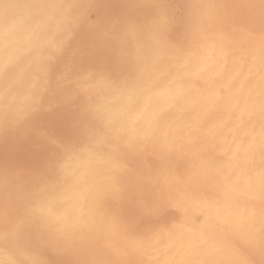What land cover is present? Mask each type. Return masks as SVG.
<instances>
[{
	"label": "rangeland",
	"instance_id": "rangeland-1",
	"mask_svg": "<svg viewBox=\"0 0 264 264\" xmlns=\"http://www.w3.org/2000/svg\"><path fill=\"white\" fill-rule=\"evenodd\" d=\"M19 0H0V5L3 7H0V24H5V18L6 14L9 12V8L16 6H21L20 2H17ZM27 1V4L30 5V9L32 8L34 10L35 7H38L39 10H42V14L46 12V16H43L39 14V18L36 17L35 20L40 21H47L49 18H47V15H51L55 17L49 19L47 22L50 24L52 32H51V38L46 41L42 42L41 44L37 45V48L32 51L33 55L29 58V60L24 62L25 56L30 52L31 47L30 43L35 36L36 28L34 22L31 20H28V22L24 23V26H9L7 25L8 33H9V46L8 49L10 51H7L8 49L4 50V59L2 64H0V261H6L10 258H12L13 254L16 256H20L21 250L23 251V258L24 259H36L44 261V264H104V262L107 263L106 260H108V264H126L127 262H131V264H157L156 262L159 261L162 257H170L172 256L170 247L164 248L166 245H168V242L170 243L172 240L179 239V237H184L187 232L193 233V239L198 242L195 247L188 250V254L193 263L195 264H239L240 262L242 264H264V220L260 224L256 225L254 231V234H252L250 231L249 233L252 234V236L247 233L248 238L246 240L245 233H229L224 228L222 229V225L216 222H211V224L206 221H204L202 218V214L199 210H193L188 208H192L193 204H212L218 200L226 198V196L230 199H235L233 195V190L230 185V183L236 178L237 176V170L239 166H242L243 169H247L251 167L250 158L245 157L246 155H243V157H238V150L230 152L232 150L230 148L229 140L226 139H220V133L218 132V129L215 128L216 125L212 126L211 129L214 131H209L208 133H202L195 128L194 131L189 132V126L187 117L190 112V110L187 109V107L181 108L180 112H173L169 111V109H165L160 107L162 97L157 99H151L148 100V102L145 105V109L141 110V115L139 117H136L139 119V121H150L148 130L144 132V138L139 137V139L131 142L132 140H126L122 135H120L119 132L116 130H112L111 128H108L109 126L102 120L101 116V109H107L111 106L117 95L124 91L128 90L130 87H135L144 84L143 81H151L155 86H158V84L161 83V81L165 77V74L163 71L159 73L158 75L155 73H152L153 70H158L159 72L161 69L164 68H175L178 71L184 73L187 71V67L189 68L190 65H192L193 59L195 60L198 55L201 54H207L212 56L214 51L218 50H229V49H236L238 52L248 57L250 55V51L255 50L259 53L264 52V0H189L191 1L189 4L188 0H25ZM32 1V2H31ZM54 1V2H53ZM82 1V2H81ZM88 3H86V2ZM118 1V2H117ZM139 1V2H137ZM150 1V2H149ZM194 1V2H192ZM205 5H204V3ZM231 1V2H230ZM235 1V2H233ZM240 1V2H238ZM8 2V3H7ZM48 4H47V3ZM76 5L74 8L69 7V5ZM113 2V4L111 3ZM117 2V3H116ZM136 2V3H134ZM142 2V3H141ZM147 4V6H144V3ZM147 2V3H146ZM154 2V5H153ZM156 2V3H155ZM181 2V3H180ZM215 2V3H214ZM249 2V3H248ZM251 2V3H250ZM256 2V3H255ZM13 3V5H12ZM19 3V4H17ZM45 5L46 7H40L38 5ZM52 7H51V5ZM161 4V5H158ZM184 3V4H183ZM189 5H188V4ZM194 3V4H193ZM201 3V5H199ZM214 3V5H213ZM242 3V6H241ZM7 4L8 7L6 8L4 5ZM60 4L62 7H54L53 5ZM143 4V5H141ZM152 4V5H151ZM157 4V6H155ZM203 4V5H202ZM233 4V5H231ZM254 4V5H253ZM262 4V5H261ZM112 5V6H111ZM131 5V6H130ZM184 5V7H183ZM199 5V6H197ZM210 5V7H209ZM219 5V7H218ZM248 5V6H247ZM260 6L258 8V6ZM50 6V7H49ZM68 6V7H67ZM93 6V7H92ZM143 6V7H141ZM154 6V7H153ZM195 6L197 9H195ZM201 6V7H200ZM216 6V7H215ZM233 6V7H231ZM245 7V8H244ZM3 8V9H2ZM45 8V10H44ZM49 8V9H48ZM79 8V9H78ZM85 8V9H84ZM143 8V9H142ZM191 8V9H190ZM209 8V9H208ZM217 8V9H215ZM232 8V9H231ZM234 8V9H233ZM238 8V9H237ZM247 8V9H246ZM255 8V10L251 9ZM3 11H2V10ZM31 9V10H32ZM48 9V10H47ZM54 9V10H53ZM59 9V10H58ZM89 9V10H87ZM93 9V10H92ZM146 9V10H145ZM151 9V10H150ZM190 9V10H188ZM202 9V10H200ZM213 9V10H212ZM228 11H227V10ZM6 10V11H5ZM57 10V11H56ZM107 13H106V11ZM160 10H162L160 12ZM187 10V11H186ZM219 10V11H217ZM236 10L237 13H236ZM251 10V11H250ZM50 11V12H48ZM52 11V12H51ZM61 11L62 13H59ZM70 11V12H67ZM84 11V12H83ZM116 11V12H115ZM124 11V12H123ZM149 11V14H148ZM158 11V12H157ZM164 11V12H163ZM196 11V12H195ZM227 11V12H226ZM231 11V12H230ZM244 13H243V12ZM260 11V12H259ZM90 12V13H89ZM193 14H192V13ZM199 14H198V13ZM205 12V13H204ZM250 12V13H249ZM259 12V13H257ZM263 12V13H262ZM68 13V14H67ZM79 13V14H77ZM157 13V14H156ZM164 13V14H163ZM204 13V14H203ZM218 13H220L218 15ZM236 13V15H234ZM243 13V14H242ZM3 14V15H2ZM57 14V15H56ZM70 14V15H69ZM77 14L81 18V21L78 26H75L73 32L69 35L66 29L68 28L69 31V19L70 17ZM101 14V15H100ZM229 14V15H227ZM240 14V15H239ZM247 14V15H246ZM250 14V16H249ZM60 15V16H59ZM68 17H67V16ZM100 15V16H99ZM105 17H104V16ZM157 17H156V16ZM160 15V16H159ZM193 15V16H192ZM196 15V16H195ZM200 18H199V16ZM203 15V16H202ZM214 15V16H213ZM221 15V16H220ZM238 15V16H237ZM3 16V17H2ZM8 16V15H7ZM62 16V17H61ZM76 16V15H75ZM190 16V17H189ZM209 16V17H208ZM237 16V17H236ZM247 16V17H246ZM257 16V17H254ZM2 17V18H1ZM41 17V18H40ZM56 17H58L56 19ZM60 17V18H59ZM89 17V18H88ZM119 19H118V18ZM145 17V18H143ZM162 17V18H161ZM193 17V18H192ZM261 17V18H260ZM263 17V18H262ZM4 18V19H3ZM64 18V20H62ZM68 18V20H67ZM204 18V19H203ZM236 18V19H235ZM238 18V19H237ZM241 18V20H240ZM243 18H246L242 20ZM260 18V19H259ZM141 19V20H140ZM156 19V20H154ZM159 19V20H158ZM163 19V20H162ZM166 19V20H165ZM193 19V20H192ZM255 19V22H254ZM263 19V20H262ZM4 20V21H2ZM64 22H62V21ZM87 20V21H86ZM117 20V21H116ZM147 20V21H146ZM151 20V21H150ZM189 20V22H188ZM197 20V21H196ZM53 21V22H52ZM55 21V22H54ZM106 21V23H105ZM114 23H113V22ZM146 21V23H145ZM150 21V22H149ZM154 23H153V22ZM165 21V22H164ZM203 21V22H202ZM208 21V23L206 22ZM211 21V22H210ZM229 21V22H228ZM240 21V22H239ZM244 21V22H243ZM261 24H260V22ZM30 22V23H29ZM57 22V23H56ZM62 22V23H61ZM118 22V24H117ZM131 22V25H133V29L131 31H128L127 26H129ZM197 22V23H196ZM202 22V23H201ZM231 22V24H229ZM239 22V23H238ZM248 22V23H247ZM258 22V23H257ZM28 23V24H27ZM61 23V24H60ZM68 23V24H67ZM85 23V24H83ZM103 23V24H102ZM105 23V24H104ZM109 23V24H107ZM116 23V24H115ZM152 23V24H151ZM233 23V24H232ZM31 26H30V25ZM55 24V25H54ZM57 24V26H56ZM82 24V25H81ZM146 24V25H145ZM166 24V25H165ZM192 24V25H191ZM197 26L195 27V25ZM199 24V25H198ZM203 24V25H202ZM239 24V25H237ZM54 25V26H53ZM62 25V28H60ZM69 25V26H68ZM108 25V26H107ZM155 25V26H154ZM162 25V26H161ZM165 25V26H164ZM201 25V26H200ZM236 25V26H235ZM246 25V26H245ZM83 26V27H82ZM107 28L105 29L104 27ZM114 26V29H113ZM120 26V27H119ZM140 26V27H139ZM193 26V27H192ZM204 26V27H203ZM232 26V28H231ZM258 26V27H257ZM11 27V28H10ZM32 27V28H31ZM137 27V28H136ZM142 30H140L139 28ZM151 27V28H149ZM154 27V28H153ZM191 27V28H190ZM230 27V28H228ZM255 27H257L256 30ZM18 31H17V29ZM23 28V30H21ZM28 28V29H26ZM60 28V29H59ZM77 28V29H76ZM79 28V29H78ZM109 28V29H108ZM164 28V29H162ZM187 28V29H186ZM196 28V29H195ZM200 28V29H199ZM203 28V29H202ZM227 28V29H226ZM56 29V30H55ZM148 29V30H147ZM215 29V30H214ZM223 29V30H222ZM230 31H229V30ZM10 30V32H9ZM25 30V31H24ZM27 30V31H26ZM80 30V31H79ZM145 30V31H144ZM148 33H145L147 31ZM152 30V31H151ZM194 32H193V31ZM200 30V31H199ZM209 30V31H208ZM211 30V31H210ZM213 30V31H212ZM23 31V35L26 37L25 39L20 38V34ZM54 31V32H53ZM59 31V32H58ZM63 34H62V32ZM128 31V32H127ZM138 31V32H137ZM151 31V32H150ZM160 31V32H159ZM191 31L190 33H188ZM197 31V32H195ZM206 31V34H205ZM208 31V32H207ZM238 31V32H237ZM19 32V34H18ZM25 32V33H24ZM57 32V33H55ZM76 32V33H75ZM143 32V33H142ZM163 32V33H162ZM193 32V34H192ZM234 32V33H233ZM255 32V33H254ZM14 33V34H13ZM17 33V34H15ZM34 33V34H33ZM112 33V34H111ZM127 33V34H126ZM166 33V34H165ZM197 33V35H196ZM228 33V34H227ZM231 33V34H229ZM239 33V34H238ZM242 33V34H241ZM257 33V34H256ZM13 34V35H12ZM61 34V35H59ZM111 34V35H110ZM142 34V35H141ZM144 34V35H143ZM149 34V35H148ZM158 36H157V35ZM163 34V35H162ZM189 34V35H188ZM255 34V35H254ZM17 35V36H16ZM29 35V36H28ZM195 35V36H194ZM204 35V37H203ZM230 35V36H229ZM12 36V37H11ZM28 36V37H27ZM58 36V37H57ZM73 38H71V37ZM110 38H109V37ZM114 36V37H113ZM135 36V37H134ZM147 36V37H145ZM161 36V37H160ZM164 36V37H162ZM198 36V37H196ZM17 39H16V38ZM31 37V38H30ZM56 37V39H55ZM116 37V38H115ZM125 37V38H124ZM131 41H130V38ZM142 37V38H140ZM166 37V38H165ZM187 37V38H186ZM196 37V38H195ZM204 39H202V38ZM115 38V39H114ZM146 38L147 40H145ZM159 38V39H158ZM163 38V40H161ZM234 38V39H233ZM113 39V40H112ZM119 39V40H118ZM144 39V40H142ZM149 39V40H148ZM189 39V40H188ZM194 39V41H193ZM236 39V40H235ZM19 40V41H18ZM29 40V41H28ZM52 40V41H51ZM60 42H58V41ZM70 40V41H69ZM110 40V41H109ZM125 40V41H124ZM140 40V41H139ZM173 40V42H172ZM177 40V41H176ZM17 41V42H16ZM22 41V42H21ZM25 41V42H24ZM109 41V43H108ZM116 41V42H115ZM128 41V42H126ZM143 41V42H142ZM147 41V42H146ZM49 42V43H48ZM115 42V43H114ZM120 42V43H119ZM125 42V43H124ZM141 42V43H140ZM152 42V44H150ZM178 42V43H177ZM182 42V43H181ZM197 42V43H196ZM212 42V44H211ZM249 42V43H248ZM22 43V44H21ZM25 43V44H24ZM53 43V44H52ZM65 43V44H64ZM112 43V44H111ZM123 43V44H121ZM128 43V44H127ZM132 43V44H131ZM159 43V44H158ZM163 43V44H162ZM177 43V44H176ZM200 43L201 45H199ZM205 43V44H204ZM245 43V44H244ZM253 43V44H250ZM11 44V45H10ZM17 44V45H16ZM69 44V45H67ZM119 44V45H118ZM125 44V45H124ZM165 44V45H164ZM217 44V46H216ZM221 44V45H220ZM237 46H236V45ZM20 45V46H19ZM24 45V46H23ZM29 47H28V46ZM52 45V46H51ZM109 45V47H107ZM112 47H111V46ZM122 45V47H121ZM136 45V47H135ZM140 45V46H139ZM152 45V46H151ZM170 45V46H169ZM177 45V46H176ZM198 45V46H197ZM204 45V46H203ZM224 45V47H223ZM228 45V46H227ZM233 45V46H230ZM244 45V46H243ZM250 45V46H249ZM47 46V47H46ZM70 49H69V47ZM146 46V48H144ZM155 50H153L154 48ZM156 46H158L156 48ZM160 46V47H159ZM200 46V47H199ZM236 46V48H235ZM241 46V47H240ZM243 46V47H242ZM254 46V48H253ZM14 47V48H13ZM17 47V48H16ZM21 47V48H20ZM25 47V48H24ZM29 49H28V48ZM54 47V48H53ZM63 47V48H62ZM132 47V51L131 48ZM153 49H152V48ZM180 47V48H179ZM195 47V48H194ZM197 47V48H196ZM226 47V48H225ZM12 48V49H11ZM20 48V49H19ZM27 48V51H26ZM192 48V49H191ZM203 48L205 49L203 51ZM216 48V49H215ZM223 48V49H222ZM14 49V50H13ZM42 49V50H41ZM57 49H60L57 51ZM65 49V50H64ZM185 49V51H184ZM188 49V50H187ZM197 49V50H196ZM199 49V50H198ZM49 50V51H48ZM53 50V51H52ZM55 50V51H54ZM112 52H111V51ZM120 50V51H119ZM130 50V51H129ZM180 50H183L180 52ZM193 50V51H192ZM202 50V51H201ZM39 51V52H38ZM52 51V52H51ZM125 51V52H124ZM152 51H154L152 55ZM188 51V52H187ZM196 51L197 54L194 52ZM199 51V52H198ZM67 52V53H66ZM116 52V53H115ZM128 52V53H127ZM149 52V54H148ZM165 52V54H164ZM183 52V53H182ZM247 52V53H246ZM9 53V54H6ZM18 53V54H17ZM20 53V55H19ZM35 53V54H34ZM113 53V54H112ZM120 53V55H119ZM123 53V54H122ZM125 53V54H124ZM145 53V54H144ZM169 53V54H168ZM181 53V54H180ZM23 54V55H21ZM47 54V55H46ZM64 54V55H63ZM118 54V55H117ZM128 54V55H127ZM130 54V56H129ZM132 54V56H131ZM143 54V55H142ZM25 55V56H24ZM49 55L52 59H49ZM59 55V56H58ZM126 55L128 56V65H127L128 71H124L122 73H117L116 75H112L111 72L106 71V69L112 67H117L119 65L120 56ZM152 55V56H151ZM159 55V56H158ZM166 55V56H165ZM169 55V56H168ZM184 55L185 57H183ZM194 55V56H193ZM196 55V56H195ZM16 56V57H15ZM37 58H36V57ZM55 56V57H53ZM65 56V57H64ZM117 56V57H116ZM119 56V57H118ZM21 57H23L21 59ZM62 57V58H61ZM131 57V58H130ZM140 58V59H137ZM193 57V58H192ZM111 58V59H110ZM143 58V59H142ZM155 58V60H154ZM163 58H165L163 60ZM181 58V59H180ZM190 58V59H189ZM34 59V60H32ZM42 59V60H41ZM59 59V60H58ZM62 59V60H61ZM65 59V60H64ZM67 59V60H66ZM115 59V60H114ZM117 59V60H116ZM147 59V60H146ZM150 62H149V60ZM189 59V60H187ZM192 59V60H191ZM211 58H209L210 60ZM48 60V63H47ZM143 60V61H142ZM146 60V62H145ZM162 60V61H160ZM191 60V61H190ZM11 61V62H10ZM19 61V62H17ZM32 61V63H31ZM44 61V62H42ZM46 61V63H45ZM62 61V62H61ZM66 61V62H65ZM114 61V62H113ZM132 61V62H131ZM153 61V62H152ZM161 65H159V63ZM169 61V62H168ZM171 61V64H170ZM21 62V63H20ZM56 62V63H55ZM142 64H141V63ZM167 62V63H165ZM11 65H10V64ZM17 63V65H16ZM25 63V65H24ZM31 63V64H30ZM38 63V65H37ZM97 63V64H95ZM151 63V64H150ZM169 63V64H168ZM134 64V65H133ZM140 64V66H139ZM147 64V65H146ZM155 64L159 66H155ZM163 64V65H162ZM13 65V66H12ZM28 65V66H27ZM36 65V66H34ZM44 65V66H43ZM57 65V66H56ZM133 65V66H132ZM179 65V66H178ZM19 66V67H18ZM32 66V67H31ZM48 66V67H47ZM52 66V67H51ZM150 68H149V67ZM21 67V68H20ZM35 67V69H34ZM51 67V68H50ZM59 67V68H56ZM134 67V68H132ZM140 67V68H139ZM185 67V68H184ZM11 68V69H10ZM15 68V69H14ZM38 68V69H37ZM61 68V69H60ZM132 68V69H131ZM154 68V69H153ZM23 69V71H21ZM28 69V70H27ZM42 69V70H41ZM55 69V70H54ZM138 69H143V73L141 74L138 72ZM151 69V70H150ZM182 69V70H181ZM14 70V71H12ZM36 70V71H34ZM48 70V71H47ZM131 70V71H129ZM137 70V71H136ZM185 70V71H184ZM22 74H21V72ZM58 71V72H57ZM5 72L4 74H2ZM41 72V73H39ZM11 73V74H8ZM24 73V74H23ZM34 73V74H33ZM125 73V74H124ZM129 73V76H128ZM182 73V74H183ZM52 74V75H51ZM133 74H135L133 77ZM92 75V77H90ZM123 75V76H122ZM8 76V77H7ZM12 78H11V77ZM21 76V77H20ZM33 76V77H32ZM38 76V77H37ZM51 76V77H50ZM112 76V77H111ZM120 76V77H119ZM134 80V82L131 80ZM148 76V77H147ZM154 76V77H153ZM17 77V78H16ZM32 77V78H31ZM110 77V78H109ZM114 77V79H113ZM118 77L120 79H118ZM145 77V78H144ZM153 77V78H152ZM49 80H48V79ZM151 78V79H150ZM6 79V80H4ZM20 79V80H19ZM27 79V80H26ZM30 79V80H29ZM45 79H47L45 81ZM141 79V80H140ZM188 81L193 84L197 85L198 80L194 76H190L187 78ZM4 80V81H3ZM10 80V81H9ZM12 80V82H11ZM16 80V81H14ZM39 80V81H38ZM52 80V81H50ZM55 80V81H54ZM116 80L121 83L116 82ZM126 80V81H125ZM143 80V81H142ZM191 80V81H190ZM7 81V82H6ZM26 81V82H25ZM136 81V82H135ZM197 81V82H196ZM9 82V83H8ZM127 82V83H125ZM130 82V83H129ZM29 83V84H28ZM36 85H34V84ZM50 83V84H49ZM56 83V84H55ZM115 83V84H114ZM137 83V84H136ZM157 83V84H156ZM195 83V84H194ZM231 83L234 84L233 79L231 80ZM9 84V85H8ZM11 84V85H10ZM46 84V85H45ZM93 84V85H92ZM114 84V85H113ZM118 84V85H117ZM17 85V86H16ZM23 85V86H22ZM50 85V86H49ZM56 85V86H55ZM120 85V86H119ZM131 85V86H130ZM134 85V86H133ZM192 85V86H193ZM14 86V87H13ZM28 88H26V87ZM36 88H35V87ZM112 86V88H111ZM117 86V87H116ZM124 86V87H123ZM130 86V87H128ZM54 87V88H53ZM108 87V88H107ZM119 87V88H118ZM123 87V88H122ZM101 88V89H100ZM110 88V89H109ZM117 88V89H116ZM18 91V94H21L15 101H12L8 103L7 101H4L6 96L10 94L12 91L16 90ZM24 89V90H23ZM27 89V90H26ZM35 89V90H34ZM124 89V90H123ZM223 88H221L222 90ZM9 90V91H8ZM29 90V91H28ZM77 90V91H75ZM119 90V91H118ZM7 91V93H6ZM80 93H79V92ZM116 93H115V92ZM224 91V89L222 90ZM25 94H24V93ZM28 92V93H27ZM35 92V93H34ZM39 94H37V93ZM48 92V93H47ZM91 92V93H90ZM109 92V93H108ZM113 92V93H110ZM45 93V94H44ZM2 94V95H1ZM24 94V95H22ZM31 94V95H30ZM37 94V96H36ZM92 94V95H90ZM97 96H96V95ZM112 94V95H111ZM115 96H114V95ZM50 95V98H48ZM52 95V96H51ZM95 95V96H93ZM108 95V96H106ZM23 96V97H21ZM41 96V97H40ZM86 96V97H85ZM104 98H103V97ZM141 98L144 99L145 94L144 92L140 94ZM144 96V97H143ZM29 97V98H28ZM32 97V98H30ZM100 97V98H99ZM28 98V99H27ZM55 98V99H54ZM73 98V99H72ZM76 98V99H75ZM4 99V100H3ZM33 99V100H32ZM71 99V100H70ZM96 99V100H95ZM106 99V100H105ZM114 99V100H113ZM142 99V100H143ZM3 100V101H2ZM19 100V101H17ZM31 100V102H30ZM82 100V101H81ZM91 100V101H90ZM93 100V101H92ZM103 100V101H102ZM2 101V102H1ZM22 101V102H21ZM25 101V102H24ZM34 101V102H33ZM59 101V102H58ZM63 101V102H62ZM84 101V102H83ZM105 101V102H104ZM240 100H238L239 102ZM37 102L39 104H42V107H40L39 110H35L37 108ZM73 102V103H72ZM86 102V104H85ZM92 102V103H91ZM102 104H100V103ZM220 102H222V99L219 100V102L215 101L214 108H216ZM237 102V103H238ZM4 103V105H3ZM26 103V104H25ZM45 103V104H43ZM82 103V104H81ZM98 103V104H97ZM240 103V102H239ZM30 104V105H29ZM73 104V105H72ZM89 106L87 107V105ZM110 104V105H109ZM159 104V105H158ZM217 104V105H216ZM10 105V106H9ZM18 105V106H17ZM57 105V106H56ZM2 106V107H1ZM28 106V107H27ZM33 106V107H32ZM35 106V107H34ZM83 106V108L81 107ZM91 106V108H89ZM143 108V105H140L139 108ZM255 111V115L258 118V116L262 115L264 113V105L261 106H255L252 105ZM8 107V108H7ZM77 107V108H76ZM100 107V108H99ZM235 107H239V105H235ZM261 107V110H260ZM14 108V109H13ZM55 108V109H54ZM81 108V109H78ZM141 108V109H142ZM155 108V110H154ZM213 108V107H212ZM18 109V110H17ZM59 109V110H58ZM88 109V110H87ZM91 109V110H90ZM100 109V110H99ZM138 109V108H137ZM136 109V110H137ZM165 109V110H164ZM185 109V110H184ZM259 109V112H258ZM86 110V111H85ZM106 110V111H107ZM135 110V111H136ZM263 110V111H262ZM33 115L30 119H27L24 123H18L17 122V116L19 114L32 112ZM42 111H44L42 113ZM77 111V112H76ZM81 111V112H80ZM85 111V112H84ZM92 111V112H91ZM99 111V113H98ZM211 111V110H210ZM205 113L202 119V122L206 123L210 121L208 117H212L211 112ZM262 111V113H261ZM19 112V114H18ZM22 112V113H21ZM55 112V113H54ZM84 112V114H83ZM91 112V114L89 113ZM96 112V113H95ZM172 114V115H170ZM3 113V114H2ZM16 113L18 115H16ZM35 113V114H34ZM49 113V114H48ZM80 113V114H79ZM180 115H179V114ZM211 113V114H210ZM10 114V115H9ZM83 114V115H82ZM94 114V116H93ZM129 116H128V115ZM134 113V109L132 106H128L125 108L124 117L126 119H132ZM145 114V115H144ZM170 116H169V115ZM177 114V117H176ZM162 115V116H161ZM206 115V117H205ZM211 115V116H210ZM10 116V117H9ZM14 116V117H13ZM82 116V117H80ZM84 116V117H83ZM185 116V117H184ZM252 119L253 116L249 115ZM91 117V118H90ZM93 117V118H92ZM161 117V118H160ZM163 117V118H162ZM165 117V118H164ZM176 117V118H175ZM182 117V118H179ZM11 118V119H10ZM41 120H38V119ZM45 118V119H44ZM69 118V119H68ZM99 118V122L97 119ZM171 119L169 122L170 125L165 128L166 125L163 126V122L165 119ZM174 118V119H173ZM160 119V120H159ZM164 119V120H163ZM182 119V120H181ZM186 119V122H185ZM209 119V120H208ZM13 120V121H9ZM70 120V121H69ZM96 120V121H95ZM178 120V122H177ZM49 121V122H48ZM103 121V122H102ZM159 123H158V122ZM181 121V122H180ZM6 122V123H5ZM9 122V123H8ZM65 122H71L74 126L71 133L68 132L67 128L65 127ZM97 122V123H96ZM162 122V123H161ZM185 125H184V123ZM5 125H4V124ZM16 123V124H15ZM46 123V124H45ZM152 123V124H151ZM161 123V124H160ZM9 124V125H8ZM56 125L57 130L59 132V138L63 139L65 143L73 142L72 152H68L69 154H61L58 160L60 166L59 171V181L56 192L53 193V195L57 198L56 199V205L55 209L61 212L60 217L61 221L60 224H58V228L55 229H48L42 222H32L31 224H27V222L23 223L21 226V231L18 233V235L11 240V242H6L3 237L6 235L7 232L12 229L16 223H20L19 219V213L18 207L20 204V198L23 196V192L26 194V190L28 189L30 183L32 182L31 178L34 175L36 171H38L42 165L48 163L51 155L54 157L56 155V145L54 144H48L44 141V137L48 134H50L53 131V125ZM94 124V125H93ZM99 124V125H97ZM138 121H135L133 123V129L132 131L134 133H137ZM173 124V125H172ZM175 124V125H174ZM177 124V125H176ZM179 124L181 126H179ZM188 126H187V125ZM234 126L237 125L236 118H234V121L232 123ZM3 125V126H2ZM9 128H8V126ZM58 125V126H57ZM159 127L157 129V127ZM161 125V126H160ZM184 125V126H183ZM5 126V127H4ZM83 126V127H82ZM95 129H94V127ZM136 126V127H135ZM163 126V127H162ZM171 126V127H170ZM174 126V128H172ZM183 126V127H182ZM2 127V128H1ZM12 127V128H11ZM19 127V128H18ZM51 129H50V128ZM89 127V128H88ZM165 128V130L162 131V129ZM18 128V129H17ZM49 128V129H48ZM63 128V130H62ZM82 128V129H81ZM92 128V129H91ZM155 128V129H154ZM171 130H170V129ZM187 128V129H186ZM12 129V130H11ZM75 129V130H74ZM151 129V130H150ZM157 129V130H156ZM8 130V131H6ZM62 130V131H61ZM80 130L82 132H80ZM93 133H92V131ZM154 130V131H153ZM161 132H160V131ZM170 130V132H169ZM216 130V131H215ZM11 131V132H10ZM67 131V134H66ZM85 131V134L83 132ZM90 133V135L87 133ZM158 131V132H157ZM165 131V132H164ZM175 131V132H174ZM10 132V133H9ZM96 132V133H95ZM106 132V133H105ZM151 132V133H150ZM160 132V135L158 137V134ZM163 132V133H162ZM182 132V133H181ZM184 132V133H183ZM12 133V134H11ZM78 133V134H77ZM92 133V134H91ZM100 133V134H99ZM111 135H110V134ZM155 133V134H154ZM158 133V134H156ZM164 134L163 135H161ZM172 133V134H171ZM181 133V134H179ZM189 133V134H188ZM194 133L195 135L193 136ZM197 133V134H196ZM73 134V135H72ZM95 134V135H94ZM105 134V135H104ZM171 134V135H170ZM192 134V135H191ZM202 136H201V135ZM204 134V135H203ZM211 134V135H210ZM214 134V135H212ZM219 134V135H217ZM2 135V136H1ZM77 135V138L75 137ZM96 136L101 139L106 140V143H104L101 147H96L94 150H88L87 145L90 142V136ZM171 136V141L170 136ZM197 135V136H196ZM208 135H210L208 137ZM61 136V137H60ZM69 136H71V141H69ZM80 136V137H79ZM85 136V138H84ZM107 136V138H106ZM113 138H109V137ZM178 138V139H175ZM184 136V137H183ZM193 138H192V137ZM73 137V138H72ZM156 139H155V138ZM181 137V138H180ZM190 137V139H189ZM197 137V138H196ZM199 137V138H198ZM203 137V139H202ZM211 137V138H210ZM217 137V138H215ZM219 137V138H218ZM227 137V136H226ZM225 137V138H226ZM76 138V139H75ZM82 140H81V139ZM158 138V139H157ZM169 138V139H168ZM198 142L196 141V139ZM23 139V140H22ZM68 139V140H67ZM85 141H84V140ZM88 139V140H87ZM110 139V140H109ZM152 139V140H151ZM168 139V140H167ZM175 139V140H174ZM186 139H189L186 140ZM193 139V140H192ZM202 139V140H201ZM209 143H208V141ZM9 140V141H8ZM19 140V141H18ZM74 140V141H73ZM140 140V143L139 141ZM180 140L182 142H180ZM192 140V141H191ZM204 140V141H203ZM217 140V141H216ZM219 140V141H218ZM8 141V143H7ZM111 141V142H110ZM116 141V142H115ZM118 141V142H117ZM138 141V142H136ZM143 141V142H142ZM154 141V142H153ZM162 141V142H160ZM206 141V142H205ZM224 141V142H221ZM227 141V144H226ZM80 142V143H79ZM109 142V143H108ZM120 142L122 144H120ZM162 143V144H159ZM175 142V143H173ZM193 142V143H192ZM211 142V143H210ZM4 143V144H3ZM15 143V144H14ZM79 143V144H78ZM84 145L82 146V144ZM111 143V145H110ZM114 143L118 146H114ZM156 143H158L156 145ZM172 145H171V144ZM181 143V145H180ZM184 143V144H183ZM201 143V144H200ZM208 143V145L206 144ZM221 143V144H220ZM7 144V146H6ZM18 144V145H17ZM39 144L40 147L34 150V146ZM87 144V145H86ZM110 146H109V145ZM113 144V145H112ZM137 144L139 146H137ZM155 144V145H154ZM167 144V145H166ZM183 144V145H182ZM202 144L205 146H202ZM220 148H219V145ZM226 144V146H225ZM9 145V146H8ZM17 145V146H16ZM23 145V147H22ZM50 145V146H49ZM120 145V146H119ZM122 145V147H121ZM134 145V146H133ZM149 145V146H148ZM192 145V146H191ZM212 145V146H210ZM78 146V147H77ZM82 148H80V147ZM127 146V147H126ZM133 148H132V147ZM138 150H137V148ZM155 146V147H154ZM180 146L179 148H177ZM199 146L198 149L195 147ZM209 148H208V147ZM217 146V147H216ZM226 148H225V147ZM46 147V148H45ZM54 147V149L52 148ZM76 147V149H75ZM112 147V148H111ZM115 147V148H114ZM154 147V148H153ZM166 147V148H165ZM174 149H172V148ZM182 147V148H181ZM187 147V148H186ZM194 147V148H193ZM201 147V148H200ZM211 147V148H210ZM213 147V150H211ZM224 147V148H222ZM234 147V145H233ZM15 148V149H14ZM17 148V149H16ZM79 148V149H78ZM99 148V149H97ZM120 149L121 152H120ZM128 148V149H127ZM136 148V149H135ZM142 148V149H141ZM165 148V149H163ZM215 148V151H214ZM222 148V149H221ZM229 152H228V149ZM51 149V150H50ZM117 149V150H116ZM127 151H126V150ZM131 149V150H130ZM133 149V150H132ZM144 149V150H143ZM146 149V150H145ZM156 149V150H155ZM182 149L186 150L183 151ZM196 149V150H195ZM10 150V151H8ZM14 150V151H13ZM54 150V151H53ZM78 150V152H77ZM80 150V151H79ZM99 150V151H98ZM136 150V151H135ZM141 150V151H140ZM143 150V152H142ZM163 150V152H162ZM165 150V151H164ZM181 150L183 152H181ZM194 150V151H193ZM200 150V152H199ZM227 150V151H226ZM50 151V152H49ZM76 151V153H74ZM89 151V152H88ZM95 151V152H94ZM112 151V153H111ZM115 151H118L115 153ZM124 151V152H123ZM132 151V152H131ZM147 153L145 154V152ZM173 151V152H170ZM207 151V152H206ZM8 154H7V153ZM36 152V153H35ZM127 152L131 154H127ZM154 152V153H153ZM161 152V157H160ZM170 152V153H169ZM188 152V153H187ZM206 152V153H205ZM217 152V153H216ZM226 152L229 156L227 159ZM2 153V154H1ZM6 153V154H5ZM18 153V154H17ZM74 153V154H73ZM124 153H126V155ZM133 153V154H132ZM141 153V154H140ZM143 153V154H142ZM151 153V154H150ZM180 153V154H179ZM184 153V154H183ZM208 153V154H207ZM213 155L211 156V154ZM216 153V154H215ZM27 154V155H26ZM38 154V155H37ZM79 154V155H78ZM108 154V156H107ZM115 154V155H114ZM117 154V156H116ZM155 154V155H154ZM169 154V155H168ZM178 154V155H176ZM204 154V155H203ZM234 157L233 159H230L231 155ZM19 155V156H18ZM36 155V156H34ZM68 155V156H66ZM70 155V156H69ZM84 155V156H83ZM93 156L94 159L89 162V165L87 167V170L85 172L82 171L81 167V161L88 159L89 156ZM131 155V156H130ZM144 155V157H143ZM158 155V156H157ZM176 156V157H173ZM182 155V156H180ZM186 155V156H185ZM203 155V156H202ZM216 155V156H215ZM221 155V156H220ZM226 155V156H225ZM38 156V157H37ZM50 156V157H49ZM66 156V157H65ZM81 158H80V157ZM83 156V157H82ZM96 156V157H95ZM105 156L106 160L105 161ZM110 156V157H109ZM138 158H137V157ZM146 156V157H145ZM152 156V157H151ZM156 159H155V157ZM180 156V157H179ZM205 156V157H204ZM207 156V157H206ZM211 156V157H210ZM15 157L17 159H15ZM78 157V158H77ZM148 157V158H147ZM159 157V159H158ZM191 157V158H190ZM193 157V158H192ZM203 157V158H202ZM222 157V158H221ZM125 158V159H124ZM129 158V159H127ZM132 158V159H131ZM144 158V161H143ZM161 158V160H160ZM171 158V159H169ZM178 158V160L174 161ZM181 158V160H180ZM185 158V160H184ZM216 158L218 161H216ZM244 162L243 161V159ZM15 159V160H14ZM20 159V161H19ZM29 159V160H27ZM36 159V160H35ZM124 159V160H123ZM127 159V160H126ZM147 159V160H146ZM158 159V161H157ZM163 159V162H161ZM165 159V160H164ZM167 159V160H166ZM183 159V161H182ZM203 159V160H202ZM215 159V160H214ZM220 159V160H219ZM248 159L249 162L246 160ZM26 160V161H25ZM48 160V161H47ZM62 160V161H61ZM65 160V161H64ZM115 160V161H113ZM226 160V161H225ZM231 160V161H229ZM240 160V161H239ZM17 161V162H16ZM40 163H36V162ZM69 161V162H67ZM71 161V162H70ZM111 161V162H110ZM117 161V162H116ZM139 161V162H138ZM142 161V162H141ZM152 161V162H151ZM179 164H178V162ZM188 161V162H186ZM204 161V162H203ZM212 161V162H210ZM216 163H215V162ZM9 162V163H8ZM21 162V163H20ZM35 162V163H34ZM43 162V163H42ZM61 162V163H60ZM77 162V163H76ZM113 163V165L111 166ZM119 162V163H118ZM121 162V163H120ZM127 162V163H125ZM131 162V163H130ZM134 162V163H133ZM166 162V166H165ZM174 162V163H173ZM176 162V164H175ZM183 162V163H182ZM227 162L228 164L224 163ZM244 162V163H243ZM248 162V163H247ZM3 163V164H2ZM142 163V164H141ZM163 163V164H161ZM169 163V164H168ZM173 163L174 165H171ZM188 163V164H187ZM190 163V164H189ZM214 163V164H213ZM221 163V165H220ZM231 163V164H229ZM250 163V164H249ZM20 168H18V166ZM36 164V165H35ZM39 164V165H38ZM107 164L106 166H103ZM115 164V165H114ZM121 164V165H120ZM133 164V168L131 167ZM141 164V165H140ZM187 164V165H186ZM198 166H197V165ZM243 164V165H241ZM245 164V166H244ZM250 166H248V165ZM2 165V167H1ZM111 168H109L110 166ZM158 165V166H157ZM163 165V166H162ZM178 165V166H177ZM182 165H184L182 167ZM217 165V166H216ZM224 165V166H223ZM231 165V166H229ZM108 166V167H107ZM137 166V167H135ZM145 166V167H144ZM181 166V167H180ZM188 166V167H187ZM195 168H194V167ZM22 167V168H21ZM29 167V168H28ZM67 167V168H66ZM70 169H69V168ZM106 167V168H105ZM115 167V168H114ZM140 169H139V168ZM160 167V168H159ZM165 169H163V168ZM170 167V168H169ZM173 169H172V168ZM191 167V168H190ZM198 167V168H197ZM230 167V168H229ZM2 168V169H1ZM98 168L96 171L95 169ZM102 168V169H101ZM108 168V169H107ZM143 168V169H142ZM189 168V169H188ZM226 168V169H225ZM229 168V169H228ZM8 169V171H7ZM25 169V170H24ZM107 169V170H105ZM135 169V170H134ZM139 169V170H138ZM159 169V170H158ZM163 169V170H161ZM166 169L170 172H166ZM178 169V170H177ZM182 169V171H181ZM223 169L225 170L223 172ZM11 170V171H10ZM34 172H33V171ZM102 170V171H101ZM104 170L106 172H104ZM117 170V171H116ZM131 170V171H130ZM137 170V171H136ZM145 170V171H144ZM156 170V171H155ZM185 170V171H184ZM197 170V171H196ZM220 170H222L220 172ZM248 170V169H247ZM30 173H29V172ZM109 171V173H108ZM128 171V172H127ZM144 171V172H143ZM147 171V172H146ZM152 171V172H151ZM158 174L155 175L154 174ZM165 171V172H164ZM4 172V173H3ZM12 172V173H11ZM19 172L20 175L13 176L15 173ZM22 172V173H21ZM61 172V173H60ZM98 172V173H96ZM139 172V173H138ZM159 172V173H158ZM161 172L163 173V176L161 175ZM182 172V173H181ZM185 172V173H184ZM197 172V173H196ZM10 173V174H9ZM33 173V175L31 174ZM82 178L79 179L78 175ZM102 173V174H100ZM147 173V174H146ZM149 173V174H148ZM166 173V174H164ZM170 173V175H169ZM172 173V174H171ZM176 173V174H175ZM184 173V174H183ZM191 173V174H190ZM193 173V174H192ZM225 173V174H224ZM3 174V175H1ZM91 174L92 176L89 177ZM109 174V175H108ZM116 174V175H115ZM135 174V175H134ZM145 174V175H143ZM179 174V175H178ZM182 174V176H181ZM187 174V175H186ZM196 174L198 175L197 178H195ZM9 175V176H8ZM26 175V176H25ZM32 175V176H30ZM74 175V176H73ZM105 175V176H104ZM113 175H115L113 177ZM119 175V176H118ZM133 175V176H132ZM141 175V176H140ZM160 175V176H159ZM173 175V176H172ZM190 175V176H189ZM235 175V176H234ZM159 176V177H158ZM167 176L165 179L164 177ZM169 176V178H168ZM186 177L183 181L182 178ZM204 176V177H203ZM8 177V179H7ZM88 177V178H87ZM93 177V178H92ZM108 177V178H107ZM125 177V178H124ZM135 177V178H134ZM149 180H145V178ZM163 177V178H162ZM190 177V178H189ZM201 177V178H200ZM217 177V178H216ZM234 178L231 181L229 178ZM89 182L90 188L87 190L86 193L83 192L82 185L80 184V181L83 180V182ZM101 178V179H100ZM155 178V179H152ZM162 178V180L160 179ZM188 178V179H187ZM195 179L194 180H192ZM230 178V179H231ZM3 179V181H2ZM5 179V180H4ZM27 179V180H26ZM30 179V180H29ZM67 179L69 180L67 182ZM90 179V180H89ZM116 179V180H115ZM138 179V180H137ZM141 181H140V180ZM144 179L145 182L142 180ZM159 179V180H158ZM165 181H164V180ZM170 179V180H169ZM177 179V180H176ZM182 179V181H180ZM187 179V180H186ZM198 179L200 180L198 181ZM205 179V180H204ZM12 180V181H11ZM15 180V181H14ZM23 180V181H22ZM65 180V181H64ZM109 180V181H108ZM124 180V181H122ZM152 180V183H151ZM157 180V181H156ZM228 180V182L226 181ZM72 181V182H70ZM100 181V182H99ZM142 182V183H138ZM161 181V183H160ZM176 181H178L176 183ZM187 181V183H186ZM22 182V183H21ZM147 182V183H146ZM157 182V183H156ZM165 182V183H162ZM185 182V183H184ZM202 185H200V183ZM10 183V184H9ZM60 183V184H59ZM65 183V184H64ZM70 183V184H69ZM95 183V184H94ZM117 184V186L115 185ZM124 183V184H123ZM130 183V184H129ZM134 183V184H133ZM137 183V187L136 184ZM150 183V184H149ZM175 183V184H174ZM181 183V185H180ZM191 183V186H190ZM194 183V184H193ZM199 183V184H197ZM206 185H205V184ZM23 184V185H22ZM111 184V185H110ZM121 184V185H120ZM148 184V185H147ZM160 184V185H159ZM167 184V185H166ZM185 186H183V185ZM189 184V185H188ZM208 184V185H207ZM10 185V186H8ZM13 185V186H11ZM27 185V186H25ZM152 185V187H150ZM159 185V186H158ZM162 185V186H161ZM164 185V186H163ZM173 185V186H172ZM193 185V186H192ZM198 190H197V186ZM204 185V186H203ZM5 186V187H4ZM15 186V188H13ZM18 186V187H17ZM24 186V188H23ZM109 186V187H108ZM121 186V187H120ZM158 186V187H157ZM172 187H180L177 189H171ZM211 186V188H209ZM10 187V188H8ZM64 189H63V188ZM79 187V188H78ZM96 187V188H95ZM106 187V189H104ZM129 187V188H128ZM139 187V188H138ZM144 187V189H143ZM155 187V189H154ZM157 187V188H156ZM161 187V188H160ZM166 187V188H164ZM183 187V188H182ZM190 187V188H189ZM203 187V188H202ZM13 188V189H11ZM67 188V189H66ZM72 188V189H71ZM103 188V189H102ZM152 188V189H151ZM159 188V189H158ZM207 188V189H206ZM217 188V189H216ZM17 189V191H16ZM26 189V190H25ZM61 189V190H59ZM74 189V190H73ZM137 189V190H136ZM141 189V190H140ZM144 191H143V190ZM161 189V190H160ZM188 189V190H187ZM204 189V190H202ZM212 189V190H211ZM108 190V191H107ZM110 190V191H109ZM139 190V191H138ZM150 190V192L148 191ZM157 190V191H155ZM170 190V191H168ZM175 194L173 195L171 193ZM178 190L177 192H175ZM187 190V191H185ZM202 190V191H201ZM210 190V191H209ZM214 190V192H213ZM3 191V192H2ZM15 193H14V192ZM79 191V192H78ZM99 191V192H98ZM102 191V193H101ZM138 191V192H137ZM161 191V193H159ZM163 191V192H162ZM185 191V192H184ZM194 191V192H193ZM209 191V192H207ZM8 192V194H7ZM22 192V193H21ZM83 192V193H82ZM106 194H104V193ZM110 192V193H109ZM127 192V193H126ZM145 192V193H143ZM167 192V193H165ZM168 192H170L168 194ZM180 192V193H179ZM183 192V193H182ZM198 192V194H196ZM200 192V193H199ZM206 192V193H205ZM21 193V194H18ZM116 195H115V194ZM118 193V195H117ZM120 193V194H119ZM145 195H143V194ZM150 193V194H149ZM154 196H150L151 194ZM192 193V194H191ZM204 193V194H203ZM208 193V194H207ZM7 194V195H6ZM18 194V195H17ZM74 194V195H73ZM103 194V195H101ZM112 194V195H111ZM134 194V195H133ZM136 194V195H135ZM140 196H139V195ZM158 194V196H157ZM171 194V196H170ZM181 194L182 196H180ZM195 194V195H194ZM214 194V195H212ZM61 195V196H60ZM99 195V196H98ZM105 195V196H104ZM112 197H111V196ZM115 195V197H113ZM143 195V196H142ZM156 195V196H155ZM166 195H168L170 198H168ZM211 195V197H209ZM2 196V197H1ZM7 196V198H6ZM102 196V197H101ZM110 196V197H109ZM131 196V197H130ZM133 196V197H132ZM136 196V197H135ZM177 196V198H176ZM184 196V197H183ZM196 196V197H195ZM5 199H4V198ZM13 197V198H12ZM102 199H101V198ZM105 197V199H104ZM146 197V198H145ZM148 197V198H147ZM165 197V198H164ZM175 197V198H174ZM180 197V198H179ZM199 197V198H198ZM219 197V198H217ZM221 197V198H220ZM68 198V199H67ZM81 198V199H80ZM99 198V199H98ZM112 198V199H111ZM114 198V200H113ZM132 198V199H131ZM137 198V199H136ZM156 198V199H155ZM162 198V199H161ZM179 198V199H178ZM184 198H186L184 200ZM263 198V199H262ZM259 198L255 201H253L252 208L256 210L257 206H264V197ZM79 199V200H78ZM104 199V200H103ZM175 199V200H174ZM177 199V200H176ZM214 199V200H213ZM11 200V201H10ZM17 202H16V201ZM99 200V201H98ZM126 200V202H125ZM129 200V201H128ZM131 200V201H130ZM134 200V201H133ZM138 200V202H137ZM143 202H142V201ZM149 202L147 204L144 203ZM162 200V202H160ZM164 200V201H163ZM184 200V201H183ZM197 200V201H196ZM203 200V202H202ZM213 200V201H212ZM263 200V201H262ZM61 201V202H60ZM98 201V202H97ZM103 203H102V202ZM180 201V202H179ZM183 201V202H181ZM187 201L188 203H186ZM4 202V203H3ZM19 202V204H17ZM102 205H101V203ZM113 204H111V203ZM120 205H119V203ZM143 204H141V203ZM156 202V203H155ZM166 202V203H165ZM175 202V203H174ZM209 202V203H208ZM4 204L3 205H1ZM119 207H118V205ZM139 203V204H138ZM158 203V204H157ZM164 203V204H162ZM168 203V204H167ZM173 203V205H172ZM183 203V205L181 204ZM12 204V206H11ZM79 204V205H78ZM94 204V206H93ZM109 204V205H108ZM116 204V205H114ZM137 204L139 205V208H137ZM162 204V205H161ZM176 204V205H174ZM181 207H180V205ZM185 204V206H184ZM188 204V205H187ZM18 205V206H17ZM62 205V206H61ZM64 205L66 207L64 208ZM74 205V206H73ZM136 205V206H134ZM150 205V206H148ZM160 205V206H159ZM169 207H166V206ZM11 206V207H10ZM16 209H15V207ZM90 206V207H89ZM141 206V209H140ZM164 206V207H163ZM10 207V208H9ZM59 209H58V208ZM106 207V208H105ZM110 207V209L108 208ZM118 207V208H117ZM149 207V208H148ZM154 207V208H153ZM163 207V209H162ZM188 207V208H187ZM4 208V209H3ZM64 208V209H63ZM104 210H102V209ZM113 208V210H112ZM116 208V209H115ZM134 208V209H132ZM136 208L138 210H136ZM144 211H143V209ZM169 208V209H168ZM181 210H180V209ZM9 209V210H8ZM13 209V210H12ZM54 209V210H55ZM62 209V210H61ZM107 209V210H106ZM115 209V210H114ZM132 209V211L130 210ZM153 209V210H152ZM157 209V210H156ZM159 209V210H158ZM166 209V210H165ZM65 210V211H64ZM98 210V211H97ZM118 210V211H117ZM136 210V211H135ZM143 213H141L140 212ZM149 210V212H148ZM176 210V211H175ZM178 210V211H177ZM180 210V211H179ZM187 210V211H186ZM14 211V212H13ZM88 211V213L86 212ZM90 211V212H89ZM93 211V212H92ZM102 211V213H100ZM113 211V212H112ZM115 211V212H114ZM135 211V212H134ZM138 211V212H137ZM155 213H154V212ZM158 211V212H157ZM161 211V212H160ZM167 211V212H166ZM199 214H196V212ZM16 212V213H15ZM92 212V213H91ZM111 212V213H110ZM118 212V213H117ZM181 212V213H180ZM192 212V213H190ZM194 212V213H193ZM6 213V214H5ZM99 213V214H98ZM110 213V214H107ZM113 213V214H112ZM117 213V217H115V214ZM154 213V214H153ZM187 213V214H186ZM87 214V215H86ZM127 214H131L130 216ZM171 214V215H170ZM184 214V215H183ZM99 215V216H98ZM100 215L102 217H100ZM133 215V217H131ZM136 215V216H134ZM141 215V216H140ZM144 215V216H143ZM151 215V216H150ZM161 215V216H160ZM183 215V216H182ZM192 218H190V216ZM195 217H194V216ZM16 216V217H15ZM95 216V217H94ZM109 216V217H108ZM114 216V217H113ZM154 216V217H153ZM158 216V217H157ZM175 216V217H173ZM188 216V217H187ZM200 216V217H199ZM15 217V218H14ZM77 217V218H76ZM102 218V221H100ZM112 217V218H111ZM130 217V219H129ZM157 217V218H156ZM91 218V219H90ZM108 218V219H107ZM114 218V219H113ZM117 218V219H116ZM134 218V219H131ZM164 218V219H163ZM168 218V219H167ZM171 218V219H170ZM181 218V219H180ZM188 218V219H186ZM197 218V219H196ZM199 218V219H198ZM201 218V219H200ZM17 219V220H16ZM113 219V220H112ZM156 219V220H155ZM195 219L196 221H194ZM16 220V221H15ZM71 220V221H70ZM81 220V221H80ZM115 220V221H114ZM134 220V221H133ZM168 220V221H167ZM174 222H173V221ZM178 220V221H177ZM182 220V221H180ZM184 220V222H183ZM200 220V221H199ZM71 223H69V222ZM97 221V222H96ZM108 221V222H107ZM110 221V222H109ZM119 221V222H118ZM141 221V224H140ZM165 221V222H164ZM170 221V222H169ZM186 221V222H185ZM198 221V222H197ZM7 222V223H6ZM13 222V223H12ZM42 224H39V223ZM68 222V223H67ZM76 222V223H74ZM103 222V224H101ZM114 222V223H112ZM116 222V223H115ZM162 222V224H160ZM167 222V223H166ZM182 224H181V223ZM193 225H190L189 224ZM196 222V224H195ZM206 222V223H205ZM9 223V224H8ZM35 223V224H34ZM144 223V224H143ZM153 223V224H152ZM198 223H200L198 225ZM26 224V225H25ZM66 224V225H65ZM69 226H68V225ZM115 224L118 226H115ZM159 224V225H157ZM187 224V225H186ZM195 224V225H194ZM209 224V225H208ZM216 224V225H215ZM10 225V227H9ZM31 225V226H29ZM35 225V226H33ZM37 225V226H36ZM40 225V226H39ZM65 225V226H64ZM89 225V226H88ZM98 225V227H97ZM104 225H110L109 227H104ZM113 225V226H112ZM139 225V226H138ZM144 225V226H143ZM171 225V226H170ZM204 225V226H203ZM218 225V226H217ZM25 226V227H24ZM30 228H29V227ZM39 226V229H38ZM43 226V227H42ZM68 226V227H67ZM100 226V228H99ZM115 226V228H114ZM148 226V227H147ZM164 226V227H161ZM168 226V227H167ZM184 228H183V227ZM190 226V227H189ZM198 226V227H196ZM209 226V227H208ZM221 226V227H220ZM28 227V228H26ZM37 227V228H36ZM82 227V228H81ZM97 227V228H96ZM103 227V228H102ZM142 227V228H141ZM151 229H150V228ZM154 227V228H153ZM160 227V229H158ZM172 227V228H171ZM73 228V230H72ZM79 228V229H78ZM81 228V229H80ZM87 228V229H86ZM94 228V230H93ZM107 228V229H105ZM110 228V229H109ZM111 228L113 230H111ZM119 230H117V229ZM122 231H121V229ZM175 228V229H174ZM219 228V229H218ZM260 228V229H259ZM5 229V230H3ZM8 229V231H7ZM22 229L24 233L22 234ZM71 229V231H70ZM85 229V230H84ZM98 229V230H97ZM110 231H109V230ZM126 229V230H125ZM135 229V230H134ZM145 229V230H144ZM147 229V230H146ZM173 229V231H171ZM177 229V230H176ZM262 229V231H260ZM2 230L4 232H2ZM36 230V231H35ZM42 230V231H40ZM45 230V232H44ZM48 230V232L46 231ZM51 230V232H49ZM79 230V233H78ZM91 230V231H90ZM101 230V234H100ZM116 230V231H114ZM142 230V231H141ZM171 232H170V231ZM174 230H176L174 232ZM183 230V234H182ZM185 230V231H184ZM202 230V231H201ZM209 232H208V231ZM211 230V231H210ZM6 231V232H5ZM27 231V232H26ZM32 231V232H31ZM57 231V233H56ZM76 231V232H75ZM82 231V232H81ZM95 231V232H94ZM109 231V232H108ZM123 234H121V232ZM136 231V232H135ZM141 231V232H140ZM155 231H158L157 233ZM225 231V232H224ZM39 232V233H38ZM74 232V233H73ZM91 232V233H90ZM106 234H105V233ZM108 232V237L106 236ZM114 232V233H112ZM227 232V233H226ZM31 233V234H30ZM38 235H37V234ZM46 233V235H45ZM55 237L53 238V236ZM111 233V234H110ZM125 233V234H124ZM140 233V234H139ZM142 233V234H141ZM146 233V234H144ZM179 235H178V234ZM226 233V234H225ZM258 233V234H257ZM28 234V235H27ZM48 234V235H47ZM57 234V235H56ZM83 234V237H82ZM91 236H90V235ZM93 234V235H92ZM99 234V235H97ZM116 234L115 237L114 235ZM121 234V235H120ZM129 234V235H128ZM151 234V235H150ZM159 234V235H158ZM163 234V236L161 235ZM176 235V237L174 236ZM212 234V235H211ZM226 236H225V235ZM234 235V237L232 236ZM32 235V236H31ZM34 235V236H33ZM67 237H66V236ZM80 235V236H79ZM95 235V236H94ZM104 237H103V236ZM133 235H136L135 237ZM140 235V236H139ZM144 235V236H143ZM169 235V236H168ZM182 235V236H181ZM230 235V236H229ZM254 235V236H253ZM257 235V236H256ZM260 235V237H258ZM22 236L23 239H22ZM43 236V237H42ZM45 236V237H44ZM62 236V237H61ZM66 240L64 239V237ZM74 239H73V237ZM77 236V237H75ZM94 236V237H93ZM111 236V237H110ZM125 236V238H124ZM133 236V237H132ZM150 236V237H149ZM151 236L153 237L151 239ZM156 236V237H155ZM174 236V237H172ZM241 239L239 240V237ZM257 238H256V237ZM263 236V237H262ZM20 237V238H19ZM36 237V238H35ZM71 240H69L70 238ZM82 237V238H81ZM91 241H89V238ZM100 237V238H99ZM102 237L104 242L102 241ZM120 237V238H119ZM141 240H140V238ZM223 237V239H221ZM225 237V238H224ZM227 237V238H226ZM253 238V240L251 238ZM262 237V238H261ZM18 241H17V239ZM30 238V239H28ZM42 240H41V239ZM44 238V239H43ZM49 238V239H48ZM60 238V240H59ZM62 238V239H61ZM81 238V240H80ZM108 238V239H107ZM110 238V239H109ZM112 238V240H111ZM113 238H116L113 239ZM133 238V239H132ZM137 241L134 244L133 240ZM147 238V240H146ZM162 238L164 240H162ZM217 240H215V239ZM231 238V239H230ZM233 238V240H232ZM245 238V239H244ZM256 238V239H255ZM32 239V241H31ZM48 239V240H46ZM52 240V242L50 241ZM58 239V240H57ZM68 239V240H67ZM84 239V240H83ZM121 239V240H120ZM124 239V240H122ZM127 242V240H129ZM139 239V240H138ZM167 241H166V240ZM184 239V238H183ZM244 239V240H243ZM257 241L256 245L253 244L252 241ZM260 241H259V240ZM262 239V240H261ZM21 240V241H20ZM44 240V241H43ZM57 240V241H56ZM65 240V241H64ZM83 240V241H82ZM88 240V241H87ZM107 240V241H106ZM111 240V241H109ZM120 242H119V241ZM151 240V241H150ZM213 240V241H211ZM226 240V242H225ZM228 240L230 241L228 243ZM238 244H237V241ZM242 240V242H241ZM252 240V241H251ZM27 241V242H25ZM31 241V243H29ZM50 241V242H47ZM63 241V242H62ZM70 241V242H68ZM75 241H77L75 243ZM87 241V242H86ZM96 241V242H95ZM108 241L110 243H108ZM149 243H147V242ZM166 241V243L164 242ZM209 241V243H207ZM211 241V243H210ZM221 241V242H220ZM223 241V242H222ZM233 241V243H232ZM245 244H244V242ZM254 241V242H255ZM19 242V243H18ZM21 242V244H20ZM25 242V243H24ZM41 242V243H40ZM61 242V243H60ZM74 242V243H73ZM92 242V243H91ZM95 242V243H94ZM100 242V243H99ZM107 242V243H106ZM138 242V243H137ZM200 242V243H199ZM220 242V243H218ZM52 243L51 245H49ZM64 243V244H62ZM83 246H82V244ZM124 243V244H123ZM160 243V244H159ZM207 243V244H206ZM218 243V244H217ZM236 245H235V244ZM246 243H248L246 245ZM250 243V244H249ZM259 243V244H258ZM45 244V245H44ZM54 244V246H53ZM59 244V245H58ZM87 244V245H86ZM90 244H92V250ZM96 244V245H95ZM128 244V246H126ZM133 244V245H132ZM140 244V245H139ZM144 244V245H143ZM164 244V246H163ZM210 244V247H209ZM213 244V245H212ZM244 244V245H243ZM252 244V245H251ZM263 244V245H262ZM20 245V246H19ZM29 245V246H28ZM57 245V246H56ZM67 245V246H66ZM76 245V246H75ZM109 247H106V246ZM123 245L125 246V251L123 248ZM135 245V246H134ZM137 245H139L137 247ZM156 245V246H155ZM160 251H159V246ZM186 246V244H184ZM182 245V247L185 246ZM208 247H207V246ZM219 245V246H218ZM249 245V246H248ZM251 245V246H250ZM259 245V246H258ZM30 247V249L26 247ZM41 246V247H40ZM60 246V247H59ZM63 246V247H62ZM66 246V247H65ZM94 246V247H93ZM117 246V248H116ZM119 246V247H118ZM121 246V247H120ZM131 246V247H130ZM142 246V247H141ZM206 246V248H205ZM212 246V247H211ZM233 246V247H232ZM248 246V247H246ZM253 246H256L255 248ZM43 247H46L45 249ZM48 247V251H47ZM51 247V248H49ZM54 247V248H53ZM58 247V248H57ZM65 247V248H64ZM72 247V248H71ZM87 247V248H86ZM98 247V249H97ZM103 247H106L107 249H103ZM129 247V248H128ZM136 247V248H135ZM201 247H204V250L201 249ZM221 247V249H220ZM246 247V252H245ZM250 247V249H248ZM258 247V249H257ZM36 248V249H35ZM57 250H56V249ZM77 250L80 248V250ZM96 248V249H95ZM110 248V249H109ZM122 248V249H121ZM135 248V249H134ZM147 248L150 250H147ZM151 248V249H150ZM153 248V250H152ZM155 248V250H154ZM236 248V250L234 249ZM27 249V250H26ZM43 249V250H42ZM52 249V250H50ZM64 249V250H62ZM75 249V251H73ZM87 249V250H86ZM100 249V250H99ZM114 249V250H113ZM118 249V250H117ZM120 249V250H119ZM127 249V250H126ZM145 249V250H143ZM196 249V252H195ZM199 249V251H197ZM223 249V250H222ZM240 249V251H238ZM55 250V251H54ZM60 250V252L58 251ZM98 252H97V251ZM113 252V255L111 254ZM116 250V251H115ZM194 250V251H193ZM206 250V251H205ZM225 250V251H224ZM229 250V254L228 251ZM252 252H250V251ZM256 250V251H255ZM19 251V252H18ZM37 251V252H36ZM43 251V252H42ZM63 251V252H62ZM71 251V252H70ZM79 253H77V252ZM106 251V252H105ZM108 251V252H107ZM124 251V252H123ZM135 251V253H134ZM147 251V252H146ZM159 251V252H158ZM191 251V254H190ZM204 251V252H203ZM258 251H262L260 254ZM28 252V253H27ZM32 252V253H31ZM120 252V253H119ZM130 252L133 254H130ZM139 252V253H138ZM142 252V253H141ZM155 252V254H154ZM157 252V254H156ZM170 252V253H169ZM204 254H203V253ZM214 252V254H213ZM225 252V254H223ZM243 252L244 256H242L240 253ZM256 252V254H255ZM42 253V254H41ZM60 253V254H57ZM70 255H68V254ZM92 253V254H91ZM99 253V254H98ZM101 253V254H100ZM118 253V254H117ZM126 253V254H125ZM152 253V254H151ZM198 253V254H196ZM213 255H212V254ZM222 253V254H221ZM252 253V255H251ZM258 253V254H257ZM44 254V255H43ZM47 254V255H46ZM51 254V256L49 255ZM56 254V257H55ZM65 254V255H64ZM76 254V255H75ZM89 254V255H86ZM98 254V256L96 255ZM103 254V255H102ZM106 254L107 258H106ZM115 254V256H114ZM166 254V255H165ZM194 256H193V255ZM201 254V257H199ZM205 254L208 256V259H206ZM221 256H218L220 255ZM234 254L238 256H234ZM250 254V256H249ZM39 255V256H38ZM46 255V256H45ZM82 255V256H81ZM92 255V256H91ZM105 255V256H104ZM110 255V256H109ZM125 255V256H124ZM134 255V256H133ZM141 255V256H139ZM144 255V258L142 257ZM147 255V256H146ZM149 255H151L149 257ZM152 255L154 257H152ZM192 255V257H191ZM218 256L215 257V256ZM229 255V256H228ZM248 255V256H247ZM254 255V257H253ZM44 256V257H43ZM53 256V257H52ZM60 256V257H59ZM74 256V258H72ZM112 256V257H111ZM129 256V257H128ZM139 256V257H136ZM158 256V258H157ZM227 256V257H225ZM233 256V257H232ZM261 256V257H257ZM36 257V258H34ZM42 257V258H41ZM51 257V258H50ZM55 257V258H54ZM67 257V258H65ZM71 257V258H70ZM77 257V258H75ZM84 257V258H82ZM88 257V258H87ZM92 257V258H90ZM102 261H101V259ZM106 259H105V258ZM132 257V258H131ZM134 257V259H133ZM141 257V258H140ZM149 257V258H148ZM164 257V258H165ZM205 257V258H204ZM214 259L216 260H213ZM231 257V258H230ZM235 259H232L234 258ZM59 258L60 261H57ZM61 258V259H60ZM64 258V259H63ZM81 258V259H80ZM90 258V260H89ZM110 258V259H108ZM116 260H115V259ZM120 258V259H119ZM131 258V259H130ZM199 258V259H198ZM253 258V261H252ZM255 258V259H254ZM259 258V259H258ZM261 258L263 260H261ZM49 259V260H48ZM51 259V261H50ZM69 259V260H68ZM80 259V260H79ZM88 259V260H87ZM95 259H97L95 261ZM105 259V260H104ZM136 259V260H135ZM154 259V260H150ZM157 259V260H155ZM229 259V260H228ZM244 261H243V260ZM249 259V260H248ZM257 259V261H256ZM120 260V261H119ZM125 260V261H124ZM143 260V261H142ZM150 260V261H149ZM198 260V262H197ZM202 260V261H201ZM215 262H213V261ZM239 260V262H238ZM242 260V261H240ZM258 260L260 263H258ZM65 261V262H64ZM72 261V262H68ZM80 261V262H79ZM89 261V263H88ZM119 261V262H118ZM156 261V262H155ZM223 261V262H222ZM227 261L229 263H227ZM231 261V262H230ZM237 261V263H236ZM249 263H248V262ZM255 261V262H254ZM263 263H262V262ZM58 262V263H57ZM83 262V263H82ZM87 262V263H86ZM134 262V263H133ZM147 262V263H146ZM154 262V263H153ZM234 262V263H233ZM240 263V264H241ZM130 264V263H127ZM160 264H165L164 262H161ZM175 264H181V263H175Z\"/></svg>",
	"mask_w": 264,
	"mask_h": 264
},
{
	"label": "bare ground",
	"instance_id": "bare-ground-1",
	"mask_svg": "<svg viewBox=\"0 0 264 264\" xmlns=\"http://www.w3.org/2000/svg\"><path fill=\"white\" fill-rule=\"evenodd\" d=\"M45 1H47V0H45ZM55 1V0H54ZM53 1V2H54ZM66 1V0H65ZM72 1V0H71ZM74 1V0H73ZM89 1V0H88ZM93 1V0H92ZM114 1V0H113ZM116 1V0H115ZM142 1V0H141ZM177 1V0H176ZM180 1H182V0H180ZM189 1V0H188ZM196 1V0H195ZM202 1V0H201ZM207 1V0H206ZM208 1H210V0H208ZM225 1V0H224ZM243 1V0H242ZM253 1V0H252ZM17 2H20V4H21V6H16V5H13V3H12V5L14 6V7H12V8H9L8 10H9V12L6 14V16H4V18H5V21L4 20H2V21H4L5 23H6V25H8L9 24V26H15V27H17V26H21V27H23L24 26V23H26V22H28V20H31V22L33 21L34 22V20L36 19V17L37 18H39V14H41V15H43L42 14V10H39L38 9V7H35L34 8V10L32 9H30V5H28L27 4V1H25V0H19V1H17ZM32 2V1H31ZM82 2V1H81ZM86 2V1H85ZM118 2V1H117ZM116 2V3H117ZM137 2H139V1H137ZM150 2V1H149ZM178 2V1H177ZM190 2L191 1H189V4H190ZM192 2H194V1H192ZM197 2V1H196ZM227 2H228V0H227ZM231 2V1H230ZM233 2H235V1H233ZM238 2H240V1H238ZM1 3V2H0ZM8 3V2H7ZM47 3V2H46ZM66 3H67V1H66ZM86 3H88V2H86ZM112 4H113V2H111ZM134 3H136V2H134ZM142 3V2H141ZM144 3V2H143ZM147 3V2H146ZM156 3V2H155ZM181 3V2H180ZM203 3H204V1H203ZM215 3V2H214ZM214 3H213V5H214ZM249 3V2H248ZM251 3V2H250ZM256 3V2H255ZM17 4H19V3H17ZM48 4V3H47ZM50 4V3H49ZM184 4V3H183ZM188 4V3H187ZM188 4V5H189ZM194 4V3H193ZM42 5H43V3H42ZM51 5V4H50ZM56 5V4H55ZM71 5H72V2H71ZM141 5H143V4H141ZM152 5V4H151ZM153 5H154V2H153ZM158 5H161V4H159L158 3ZM199 5H201V3L199 4ZM199 5H197V6H199ZM203 5V4H202ZM204 5H205V3H204ZM231 5H233V4H231ZM254 5V4H253ZM262 5V4H261ZM76 6H77V4H76ZM112 6V5H111ZM131 6V5H130ZM144 6H147V4H145L144 3ZM155 6H157V4H155ZM234 6V5H233ZM233 6H231V7H233ZM241 6H242V3H241ZM248 6V5H247ZM258 6V5H257ZM0 7H3L2 5H0ZM45 7H46V4H45ZM50 7V6H49ZM51 7H52V5H51ZM68 7V6H67ZM93 7V6H92ZM141 7H143V6H141ZM154 7V6H153ZM183 7H184V5H183ZM195 6H193V8H194ZM201 7V6H200ZM209 7H210V5H209ZM216 7V6H215ZM218 7H219V5H218ZM235 7V6H234ZM260 6H258V8H259ZM263 7H264V5H263ZM62 8H64V7H62ZM74 8V7H73ZM198 8V7H197ZM196 7H195V9H197ZM245 8V7H244ZM3 9V8H2ZM1 9V10H2ZM49 9V8H48ZM47 9V10H48ZM74 9H76V8H74ZM79 9V8H78ZM85 9V8H84ZM143 9V8H142ZM191 9V8H190ZM190 9H188V10H190ZM209 9V8H208ZM215 9H217V8H215ZM232 9V8H231ZM234 9V8H233ZM238 9V8H237ZM247 9V8H246ZM251 9V8H250ZM254 10H255V8H253ZM253 9H251V10H253ZM260 9V8H259ZM44 10H45V8H44ZM54 10V9H53ZM59 10V9H58ZM87 10H89V9H87ZM93 10V9H92ZM146 10V9H145ZM151 10V9H150ZM200 10H202V9H200ZM213 10V9H212ZM227 10V9H226ZM250 10V11H251ZM3 11V10H2ZM6 11V10H5ZM57 11V10H56ZM90 11V10H89ZM106 11V10H105ZM162 10H160V12H161ZM187 11V10H186ZM217 11H219V10H217ZM228 11V10H227ZM226 11V12H227ZM237 11L238 10H236V13H237ZM48 12H50V11H48ZM52 12V11H51ZM67 12H70V11H67ZM84 12V11H83ZM116 12V11H115ZM124 12V11H123ZM158 12V11H157ZM164 12V11H163ZM196 12V11H195ZM231 12V11H230ZM243 12V11H242ZM260 12V11H259ZM259 12H257V13H259ZM59 13H62L61 11H59ZM90 13V12H89ZM106 13H107V11H106ZM162 13V12H161ZM192 13V12H191ZM198 13V12H197ZM205 13V12H204ZM203 13V14H204ZM236 13L234 14V15H236ZM244 13V12H243ZM242 13V14H243ZM250 13V12H249ZM263 13V12H262ZM46 14V12L44 13V15L43 16H46L45 15ZM68 14V13H67ZM77 14H79V13H77ZM77 14H75L76 16H77ZM148 14H149V11H148ZM157 14V13H156ZM164 14V13H163ZM193 14V13H192ZM199 14V13H198ZM220 13H218V15H219ZM1 15V14H0ZM3 15V14H2ZM8 15V16H7ZM57 15V14H56ZM70 15V14H69ZM74 15V16H75ZM101 15V14H100ZM99 15V16H100ZM227 15H229V14H227ZM240 15V14H239ZM247 15V14H246ZM60 16V15H59ZM67 16V15H66ZM104 16V15H103ZM156 16V15H155ZM160 16V15H159ZM193 16V15H192ZM196 16V15H195ZM199 16V15H198ZM203 16V15H202ZM214 16V15H213ZM221 16V15H220ZM238 16V15H237ZM236 16V17H237ZM249 16H250V14H249ZM3 17V16H2ZM1 17V18H2ZM55 17V15L54 16H52V14L51 15H47V18H49V19H51V18H54ZM62 17V16H61ZM68 17V16H67ZM105 17V16H104ZM157 17V16H156ZM190 17V16H189ZM209 17V16H208ZM247 17V16H246ZM254 17H257V16H254ZM3 18V19H4ZM41 18V17H40ZM58 17H56V19H57ZM60 18V17H59ZM89 18V17H88ZM118 18V17H117ZM143 18H145V17H143ZM162 18V17H161ZM193 18V17H192ZM199 18H200V16H199ZM261 18V17H260ZM259 18V19H260ZM263 18V17H262ZM48 19V20H49ZM119 19V18H118ZM204 19V18H203ZM236 19V18H235ZM238 19V18H237ZM244 19H246V18H243L242 20H244ZM47 20V21H48ZM62 20H64V18H62ZM61 20V21H62ZM67 20H68V18H67ZM141 20V19H140ZM154 20H156V19H154ZM159 20V19H158ZM163 20V19H162ZM166 20V19H165ZM193 20V19H192ZM240 20H241V18H240ZM263 20V19H262ZM36 21V24H35V28L37 29L36 30V32H35V36L33 37V39H32V41L31 42H29L30 43V47H31V49L32 50H30V52L25 56V58H24V62L25 61H27V60H29V58L33 55V53H32V51L33 50H35L36 48H37V45L38 44H41L42 42H46V41H48L50 38H51V32H52V30L53 29H51V26H50V24L47 22V21H40V20H35ZM87 21V20H86ZM117 21V20H116ZM147 21V20H146ZM146 21H145V23H146ZM151 21V20H150ZM149 21V22H150ZM197 21V20H196ZM53 22V21H52ZM55 22V21H54ZM62 22H64V21H62ZM61 22V23H62ZM113 22V21H112ZM115 22V21H114ZM113 22V23H114ZM153 22V21H152ZM165 22V21H164ZM188 22H189V20H188ZM203 22V21H202ZM201 22V23H202ZM207 23H208V21H206ZM211 22V21H210ZM229 22V21H228ZM240 22V21H239ZM238 22V23H239ZM244 22V21H243ZM254 22H255V19H254ZM260 22V21H259ZM30 23V22H29ZM57 23V22H56ZM60 23V24H61ZM105 23H106V21H105ZM104 23V24H105ZM154 23V22H153ZM197 23V22H196ZM248 23V22H247ZM258 23V22H257ZM28 24V23H27ZM68 24V23H67ZM83 24H85V23H83ZM103 24V23H102ZM107 24H109V23H107ZM116 24V23H115ZM117 24H118V22H117ZM128 24H131V22L130 23H128ZM152 24V23H151ZM229 24H231V22L229 23ZM233 24V23H232ZM260 24H261V22H260ZM30 25V24H29ZM55 25V24H54ZM53 25V26H54ZM82 25V24H81ZM110 25V24H109ZM146 25V24H145ZM166 25V24H165ZM164 25V26H165ZM192 25V24H191ZM199 25V24H198ZM203 25V24H202ZM237 25H239V24H237ZM31 26V25H30ZM56 26H57V24H56ZM69 26V25H68ZM108 26V25H107ZM107 26L106 27H104L105 29L107 28ZM155 26V25H154ZM162 26V25H161ZM197 26V24L195 25V27ZM201 26V25H200ZM236 26V25H235ZM246 26V25H245ZM24 27H26V26H24ZM58 27V26H57ZM83 27V26H82ZM120 27V26H119ZM140 27V26H139ZM138 27V28H139ZM193 27V26H192ZM204 27V26H203ZM258 27V26H257ZM257 27H255V29L257 28ZM11 28V27H10ZM32 28V27H31ZM60 28H62V25H61V27ZM59 28V29H60ZM127 28H128V26H127ZM137 28V27H136ZM149 28H151V27H149ZM154 28V27H153ZM191 28V27H190ZM228 28H230V27H228ZM231 28H232V26H231ZM231 28H230V30H231ZM9 29V28H8ZM17 29V28H16ZM26 29H28V28H26ZM74 29V28H73ZM77 29V28H76ZM79 29V28H78ZM109 29V28H108ZM113 29H114V26H113ZM140 29V28H139ZM162 29H164V28H162ZM187 29V28H186ZM196 29V28H195ZM200 29V28H199ZM203 29V28H202ZM227 29V28H226ZM233 29V28H232ZM21 30H23V28L21 29ZM29 30V29H28ZM56 30V29H55ZM62 30H63V28H62ZM140 30H142V28L140 29ZM148 30V29H147ZM146 30V31H147ZM215 30V29H214ZM223 30V29H222ZM229 30V29H228ZM229 30V31H230ZM257 30V29H256ZM17 31H18V29H17ZM25 31V30H24ZM27 31V30H26ZM66 31L68 32V28L66 29ZM75 30H73V32H74ZM80 31V30H79ZM129 31V30H128ZM127 31V32H128ZM145 31V30H144ZM152 31V30H151ZM150 31V32H151ZM164 31H165V29H164ZM193 31V30H192ZM200 31V30H199ZM209 31V30H208ZM207 31V32H208ZM211 31V30H210ZM213 31V30H212ZM258 31V30H257ZM9 32H10V30H9ZM54 32V31H53ZM59 32V31H58ZM62 32V31H61ZM138 32V31H137ZM149 31H147V32H145V33H148ZM160 32V31H159ZM191 31H189L188 33H190ZM194 32V31H193ZM193 32H192V34H193ZM195 32H197V31H195ZM238 32V31H237ZM11 33V32H10ZM23 33V31L20 33V34H22ZM25 33V32H24ZM55 33H57V32H55ZM76 33V32H75ZM143 33V32H142ZM163 33V32H162ZM234 33V32H233ZM255 33V32H254ZM14 34V33H13ZM12 34V35H13ZM15 34H17V33H15ZM18 34H19V32H18ZM34 34V33H33ZM58 34V33H57ZM62 34H63V32H62ZM112 34V33H111ZM110 34V35H111ZM127 34V33H126ZM166 34V33H165ZM205 34H206V31H205ZM228 34V33H227ZM229 34H231V33H229ZM239 34V33H238ZM242 34V33H241ZM257 34V33H256ZM25 35V34H24ZM23 34L22 35H20V38L23 40V39H25L26 37L24 36ZM59 35H61V34H59ZM142 35V34H141ZM144 35V34H143ZM149 35V34H148ZM157 35V34H156ZM163 35V34H162ZM189 35V34H188ZM196 35H197V33H196ZM255 35V34H254ZM17 36V35H16ZM29 36V35H28ZM27 36V37H28ZM158 36V35H157ZM195 36V35H194ZM230 36V35H229ZM12 37V36H11ZM58 37V36H57ZM71 37V36H70ZM109 37V36H108ZM111 37V36H110ZM109 37V38H110ZM114 37V36H113ZM135 37V36H134ZM145 37H147V36H145ZM161 37V36H160ZM162 37H164V36H162ZM196 37H198V36H196ZM195 37V38H196ZM203 37H204V35H203ZM16 38V37H15ZM31 38V37H30ZM72 38V37H71ZM116 38V37H115ZM114 38V39H115ZM125 38V37H124ZM130 38V37H129ZM140 38H142V37H140ZM166 38V37H165ZM187 38V37H186ZM202 38V37H201ZM10 39V38H9ZM17 39V38H16ZM55 39H56V37H55ZM73 39V38H72ZM145 40H147L146 38H144ZM144 39H142V40H144ZM159 39V38H158ZM202 39H204V38H202ZM234 39V38H233ZM113 40V39H112ZM119 40V39H118ZM144 40V41H145ZM149 40V39H148ZM161 40H163V38L161 39ZM189 40V39H188ZM236 40V39H235ZM10 41H11V39H10ZM9 41V42H10ZM19 41V40H18ZM29 41V40H28ZM50 41V40H49ZM52 41V40H51ZM58 41V40H57ZM70 41V40H69ZM110 41V40H109ZM109 41H108V43H109ZM125 41V40H124ZM130 41H131V38H130ZM140 41V40H139ZM177 41V40H176ZM193 41H194V39H193ZM11 42H13V41H11ZM10 42V43H11ZM17 42V41H16ZM22 42V41H21ZM25 42V41H24ZM58 42H60V41H58ZM116 42V41H115ZM114 42V43H115ZM126 42H128V41H126ZM143 42V41H142ZM147 42V41H146ZM172 42H173V40H172ZM49 43V42H48ZM120 43V42H119ZM125 43V42H124ZM129 43V42H128ZM127 43V44H128ZM141 43V42H140ZM174 43V42H173ZM178 43V42H177ZM176 43V44H177ZM182 43V42H181ZM197 43V42H196ZM249 43V42H248ZM22 44V43H21ZM25 44V43H24ZM53 44V43H52ZM65 44V43H64ZM112 44V43H111ZM121 44H123V43H121ZM132 44V43H131ZM150 44H152V42L150 43ZM159 44V43H158ZM163 44V43H162ZM199 45H201L200 43H198ZM205 44V43H204ZM211 44H212V42H211ZM245 44V43H244ZM250 44H253V43H250ZM11 45V44H10ZM17 45V44H16ZM67 45H69V44H67ZM119 45V44H118ZM125 45V44H124ZM165 45V44H164ZM221 45V44H220ZM236 45V44H235ZM254 45V44H253ZM20 46V45H19ZM24 46V45H23ZM28 46V45H27ZM52 46V45H51ZM70 46V45H69ZM68 46V47H69ZM111 46V45H110ZM140 46V45H139ZM152 46V45H151ZM170 46V45H169ZM177 46V45H176ZM198 46V45H197ZM204 46V45H203ZM216 46H217V44H216ZM228 46V45H227ZM230 46H233V45H230ZM237 46V45H236ZM236 46H235V48H236ZM244 46V45H243ZM242 46V47H243ZM250 46V45H249ZM29 47V46H28ZM27 47V48H28ZM47 47V46H46ZM107 47H109V45L107 46ZM112 47V46H111ZM121 47H122V45H121ZM135 47H136V45H135ZM158 46H156V48H157ZM160 47V46H159ZM200 47V46H199ZM223 47H224V45H223ZM241 47V46H240ZM14 48V47H13ZM17 48V47H16ZM21 48V47H20ZM19 48V49H20ZM25 48V47H24ZM27 48H26V51H27ZM54 48V47H53ZM63 48V47H62ZM131 48V51H132V47H130ZM144 48H146V46L144 47ZM152 48V47H151ZM153 48H154V46H153ZM152 48V49H153ZM180 48V47H179ZM195 48V47H194ZM197 48V47H196ZM226 48V47H225ZM253 48H254V46H253ZM8 49V48H7ZM12 49V48H11ZM29 49V48H28ZM69 49H70V47H69ZM158 49V48H157ZM192 49V48H191ZM216 49V48H215ZM223 49V48H222ZM14 50V49H13ZM42 50V49H41ZM60 50V49H59ZM59 50H57V51H59ZM65 50V49H64ZM153 50H155V48L153 49ZM188 50V49H187ZM197 50V49H196ZM199 50V49H198ZM205 49L203 48V51H204ZM6 51V50H5ZM7 51H10L9 49L7 50ZM49 51V50H48ZM53 51V50H52ZM51 51V52H52ZM55 51V50H54ZM111 51V50H110ZM120 51V50H119ZM130 51V50H129ZM181 51H183V50H180V52ZM184 51H185V49H184ZM193 51V50H192ZM202 51V50H201ZM39 52V51H38ZM112 52V51H111ZM125 52V51H124ZM188 52V51H187ZM196 54H197V52L196 51H194ZM199 52V51H198ZM67 53V52H66ZM116 53V52H115ZM128 53V52H127ZM153 53H154V51H152V55H153ZM183 53V52H182ZM214 54L212 55V56H210V55H207V54H201V55H198V57H196L195 58V60L193 59V62H192V65H190V67L188 68L187 67V71L186 72H180V70L178 71L177 69H175V68H164V69H161L160 70V72H159V69L158 70H153L152 71V73H155V74H159V73H161L162 71H163V73L165 74V77L164 78H161V79H163L162 81H161V83L160 84H158V86H155V84H153L150 80L149 81H143L144 82V84H141V85H139L138 84V86H135V87H130V86H128V87H130L128 90H124V91H122V92H120L118 95H117V97L115 98V101L113 102V103H111L112 104V106H111V108L109 107L108 108V110L107 109H99L100 111H101V116L99 117V118H101L102 117V120H104V122L109 126L108 128H111L112 130H116L117 132H119L120 133V135H122L126 140H132L131 142H133V141H135V140H137V139H139V137H143L144 138V132H146V130H148V127L150 126L149 125V123H150V121H143L142 120V122L141 121H139V119L138 118H136V117H139L140 115H141V110H144L145 109V105H146V103L148 102V100H151V99H157V98H160V97H162V103H161V105H160V107H162V108H165V109H169V111H173V112H180V110H181V108H184V107H187V109L188 110H190V112H189V114H188V117H187V123H188V125H190L188 128H189V132H192V131H194V129L195 128H197L200 132H201V134L202 133H208L209 131H211L212 129H211V127L212 126H214V125H216V127L215 128H217L218 129V132L220 133V139L222 138V139H226V140H229L228 142H229V144H230V148L232 149V150H230V152L232 153V151H234V149L235 150H238V157H243V155H246L245 157H248V158H250L251 157V159H250V163H251V167L250 168H247V169H243L242 168V166H239L238 167V170H237V176H235L236 178L234 179V178H229V180L231 181L232 179H234L231 183H230V185H231V187H232V190H233V195H234V197H236L235 199H230V198H228L227 196H226V198H224V199H221V200H218V201H216V202H214V203H212V204H193L192 205V208H188L187 210L189 211V209H195L196 211L197 210H199L200 211V213L202 214V219L204 220V221H206L207 223L209 222L210 224H211V222H216V223H219L220 225H222V229L224 228L225 230H227V232H229V233H234V234H236V233H240V235H241V233L243 232V233H245V236L247 235V233H249L250 231H252L251 233L252 234H254V229H255V227H256V225L258 224H260V226H261V223L260 222H262L263 220H264V206L262 205H260V206H257L256 207V210H254L253 208H252V206L251 205H253L254 203H255V201L258 199V202H259V198H262V197H264V113L262 114V115H260V116H258V118L256 117V113H255V111H256V109H257V107H254V108H256L255 110H254V108H253V106L252 105H255V106H261V105H264V52L263 53H259L258 51H255V50H252V51H250V55L248 56V57H245V56H243V55H241L239 52H238V50H237V48L236 49H227V50H218V51H214L213 52ZM247 53V52H246ZM5 53H4V51H0V62H2L3 61V59H4V55ZM6 54H9V53H6ZM18 54V53H17ZM35 54V53H34ZM113 54V53H112ZM123 54V53H122ZM125 54V53H124ZM145 54V53H144ZM148 54H149V52H148ZM164 54H165V52H164ZM169 54V53H168ZM181 54V53H180ZM19 55H20V53H19ZM21 55H23V54H21ZM47 55V54H46ZM64 55V54H63ZM118 55V54H117ZM119 55H120V53H119ZM128 55V54H127ZM143 55V54H142ZM151 55V56H152ZM59 56V55H58ZM129 56H130V54H129ZM131 56H132V54H131ZM159 56V55H158ZM166 56V55H165ZM169 56V55H168ZM183 57H185L184 55H182ZM194 56V55H193ZM196 56V55H195ZM16 57V56H15ZM36 57V56H35ZM49 57H51L50 55H49ZM53 57H55V56H53ZM65 57V56H64ZM117 57V56H116ZM119 57V56H118ZM121 57V56H120ZM119 57V58H120ZM128 57V56H127ZM23 57H21V59H22ZM37 58V57H36ZM62 58V57H61ZM129 58V57H128ZM131 58V57H130ZM193 58V57H192ZM209 58H211L210 60H209ZM52 59V58H51ZM111 59V58H110ZM140 59V58H139ZM143 59V58H142ZM165 58H163V60H164ZM181 59V58H180ZM190 59V58H189ZM189 59H187V60H189ZM23 60V59H22ZM32 60H34V59H32ZM42 60V59H41ZM59 60V59H58ZM62 60V59H61ZM65 60V59H64ZM67 60V59H66ZM115 60V59H114ZM117 60V59H116ZM147 60V59H146ZM146 60H145V62H146ZM149 60V59H148ZM154 60H155V58H154ZM166 60V59H165ZM192 60V59H191ZM190 60V61H191ZM143 61V60H142ZM160 61H162V60H160ZM11 62V61H10ZM17 62H19V61H17ZM42 62H44V61H42ZM62 62V61H61ZM66 62V61H65ZM114 62V61H113ZM129 62V61H128ZM132 62V61H131ZM149 62H150V60H149ZM153 62V61H152ZM169 62V61H168ZM21 63V62H20ZM31 63H32V61H31ZM30 63V64H31ZM45 63H46V61H45ZM47 63H48V60H47ZM56 63V62H55ZM141 63V62H140ZM158 63H159V61H158ZM161 63V62H160ZM159 63V65H161ZM165 63H167V62H165ZM0 64H2V63H0ZM10 64V63H9ZM95 64H97V63H95ZM142 64V63H141ZM151 64V63H150ZM169 64V63H168ZM170 64H171V61H170ZM11 65V64H10ZM16 65H17V63H16ZM24 65H25V63H24ZM37 65H38V63H37ZM128 65V64H127ZM134 65V64H133ZM132 65V66H133ZM147 65V64H146ZM159 65H157V64H155V66H159ZM163 65V64H162ZM13 66V65H12ZM28 66V65H27ZM34 66H36V65H34ZM39 66V65H38ZM44 66V65H43ZM57 66V65H56ZM129 66V65H128ZM139 66H140V64H139ZM179 66V65H178ZM19 67V66H18ZM32 67V66H31ZM48 67V66H47ZM52 67V66H51ZM50 67V68H51ZM129 67H131V66H129ZM149 67V66H148ZM21 68V67H20ZM56 68H59V67H56ZM132 68H134V67H132ZM131 68V69H132ZM140 68V67H139ZM150 68V67H149ZM185 68V67H184ZM11 69V68H10ZM15 69V68H14ZM34 69H35V67H34ZM38 69V68H37ZM61 69V68H60ZM154 69V68H153ZM28 70V69H27ZM42 70V69H41ZM55 70V69H54ZM151 70V69H150ZM182 70V69H181ZM12 71H14V70H12ZM21 71H23V69L21 70ZM20 71V72H21ZM34 71H36V70H34ZM48 71V70H47ZM129 71H131V70H129ZM137 71V70H136ZM185 71V70H184ZM58 72V71H57ZM5 72H3L2 74H4ZM39 73H41V72H39ZM8 74H11V73H8ZM21 74H22V72H21ZM24 74V73H23ZM34 74V73H33ZM125 74V73H124ZM52 75V74H51ZM113 75V74H112ZM135 74H133V77H135L134 76ZM123 76V75H122ZM128 76H129V73H128ZM190 76H194L195 78H196V80H198L199 82H198V84L197 85H193V84H191L189 81H188V77H190ZM8 77V76H7ZM11 77V76H10ZM21 77V76H20ZM33 77V76H32ZM31 77V78H32ZM38 77V76H37ZM51 77V76H50ZM90 77H92V75L90 76ZM112 77V76H111ZM120 77V76H119ZM118 77V79H120ZM148 77V76H147ZM154 77V76H153ZM152 77V78H153ZM12 78V77H11ZM17 78V77H16ZM110 78V77H109ZM145 78V77H144ZM48 79V78H47ZM47 79H45V81L47 80ZM50 79V78H49ZM48 79V80H49ZM113 79H114V77H113ZM151 79V78H150ZM233 79V81H234V84H232L231 83V80ZM4 80H6V79H4ZM3 80V81H4ZM20 80V79H19ZM27 80V79H26ZM30 80V79H29ZM132 79H131V76H130V81H131ZM141 80V79H140ZM10 81V80H9ZM14 81H16V80H14ZM39 81V80H38ZM50 81H52V80H50ZM55 81V80H54ZM126 81V80H125ZM133 82H134V80H132ZM191 81V80H190ZM7 82V81H6ZM11 82H12V80H11ZM26 82V81H25ZM116 82L117 83H119L117 80H116ZM136 82V81H135ZM197 82V81H196ZM9 83V82H8ZM125 83H127V82H125ZM130 83V82H129ZM29 84V83H28ZM34 84V83H33ZM50 84V83H49ZM56 84V83H55ZM115 84V83H114ZM113 84V85H114ZM120 85H121V83H119ZM137 84V83H136ZM157 84V83H156ZM195 84V83H194ZM9 85V84H8ZM11 85V84H10ZM34 85H36V84H34ZM46 85V84H45ZM93 85V84H92ZM118 85V84H117ZM119 85V86H120ZM193 85V86H192ZM17 86V85H16ZM23 86V85H22ZM50 86V85H49ZM56 86V85H55ZM134 86V85H133ZM14 87V86H13ZM26 87V86H25ZM35 87V86H34ZM117 87V86H116ZM124 87V86H123ZM122 87V88H123ZM27 88V87H26ZM36 88V87H35ZM54 88V87H53ZM108 88V87H107ZM111 88H112V86H111ZM119 88V87H118ZM221 88H223L224 89V91H222L221 90ZM28 89V88H27ZM26 89V90H27ZM101 89V88H100ZM110 89V88H109ZM117 89V88H116ZM24 90V89H23ZM35 90V89H34ZM9 91V90H8ZM29 91V90H28ZM75 91H77V90H75ZM119 91V90H118ZM79 92V91H78ZM115 92V91H114ZM144 92V94H145V97H144V99L143 98H141V96H140V94L141 93H143ZM6 93H7V91H6ZM24 93V92H23ZM28 93V92H27ZM35 93V92H34ZM37 93V92H36ZM48 93V92H47ZM80 93V92H79ZM91 93V92H90ZM109 93V92H108ZM110 93H113V92H110ZM116 93V92H115ZM25 94V93H24ZM24 94H22V95H24ZM37 94H39V93H37ZM37 94H36V96H37ZM45 94V93H44ZM2 95V94H1ZM21 94H18V91H17V89L16 90H14V91H12L10 94H8L7 96H6V98H5V100L4 101H7L8 103H10V102H12V101H15L19 96H20ZM31 95V94H30ZM90 95H92V94H90ZM96 95V94H95ZM95 95H93V96H95ZM112 95V94H111ZM114 95V94H113ZM52 96V95H51ZM97 96V95H96ZM106 96H108V95H106ZM115 96V95H114ZM21 97H23V96H21ZM41 97V96H40ZM86 97V96H85ZM103 97V96H102ZM20 98V97H19ZM29 98V97H28ZM27 98V99H28ZM30 98H32V97H30ZM48 98H50V95H49V97ZM100 98V97H99ZM104 98V97H103ZM21 99V98H20ZM55 99V98H54ZM73 99V98H72ZM76 99V98H75ZM143 99V100H142ZM222 99V102H220V104L216 107V108H214V103H215V101L217 102H219V100H221ZM2 100V101H3ZM33 100V99H32ZM71 100V99H70ZM96 100V99H95ZM106 100V99H105ZM114 100V99H113ZM238 100H240L239 102H238ZM1 101V102H2ZM17 101H19V100H17ZM82 101V100H81ZM91 101V100H90ZM93 101V100H92ZM103 101V100H102ZM22 102V101H21ZM25 102V101H24ZM30 102H31V100H30ZM34 102V101H33ZM59 102V101H58ZM63 102V101H62ZM84 102V101H83ZM105 102V101H104ZM238 102V103H237ZM73 103V102H72ZM92 103V102H91ZM100 103V102H99ZM102 103V102H101ZM100 103V104H101ZM26 104V103H25ZM43 104H45V103H43ZM82 104V103H81ZM85 104H86V102H85ZM98 104V103H97ZM3 105H4V103H3ZM30 105V104H29ZM37 105V104H36ZM73 105V104H72ZM102 105V104H101ZM110 105V104H109ZM140 105H143V108H142V106H141V108H139L140 107ZM159 105V104H158ZM217 105V104H216ZM235 105H239V107H235ZM10 106V105H9ZM18 106V105H17ZM57 106V105H56ZM89 106V104L87 105V107ZM128 106H132V108L134 109V115L133 116H135V117H133L132 119H126L124 116V112H125V108L126 107H128ZM2 107V106H1ZM28 107V106H27ZM33 107V106H32ZM35 107V106H34ZM82 108H83V106H81ZM213 107V108H212ZM262 107V106H261ZM261 107H260V110H261ZM8 108V107H7ZM77 108V107H76ZM89 108H91V106L89 107ZM100 108V107H99ZM138 108V109H137ZM14 109V108H13ZM40 109V108H39ZM55 109V108H54ZM78 109H81V108H78ZM137 109V110H136ZM164 109V110H165ZM18 110V109H17ZM59 110V109H58ZM88 110V109H87ZM91 110V109H90ZM107 110V111H106ZM136 110V111H135ZM154 110H155V108H154ZM185 110V109H184ZM213 111L214 112V114H212V117H208L209 119H210V121H208L207 123H206V120H205V123L204 122H202L201 121V119H202V117L204 116V114L206 113H208L209 111ZM40 111V110H39ZM86 111V110H85ZM84 111V112H85ZM210 111V112H211ZM263 111V110H262ZM262 111H261V113H262ZM0 112H2V111H0ZM33 112V111H32ZM44 111H42V113H43ZM77 112V111H76ZM81 112V111H80ZM84 112H83V114H84ZM92 112V111H91ZM91 112H89L90 114H91ZM213 112H211V113H213ZM258 112H259V109H258ZM22 113V112H21ZM45 113V112H44ZM55 113V112H54ZM96 113V112H95ZM98 113H99V111H98ZM169 113V112H168ZM210 113V114H211ZM3 114V113H2ZM18 114H19V112H18ZM17 113H16V115H18ZM24 114V113H23ZM35 114V113H34ZM49 114V113H48ZM80 114V113H79ZM82 114V115H83ZM170 114V113H169ZM168 114V115H169ZM179 114V113H178ZM181 114V113H180ZM179 114V115H180ZM0 115H1V113H0ZM10 115V114H9ZM128 115V114H127ZM145 115V114H144ZM170 115H172V114H170ZM169 115V116H170ZM249 115H252L253 116V118L254 119H252ZM93 116H94V114H93ZM129 116V115H128ZM162 116V115H161ZM211 116V115H210ZM1 117H2V115H1ZM10 117V116H9ZM14 117V116H13ZM18 117V116H17ZM80 117H82V116H80ZM84 117V116H83ZM176 117H177V114H176ZM175 117V118H176ZM185 117V116H184ZM205 117H206V115H205ZM91 118V117H90ZM93 118V117H92ZM99 118L97 119V121L99 120ZM161 118V117H160ZM163 118V117H162ZM165 118V117H164ZM179 118H182V117H179ZM234 118H236V121H237V125L236 126H234L232 123H233V121H234ZM11 119V118H10ZM45 119V118H44ZM69 119V118H68ZM174 119V118H173ZM208 119V120H209ZM38 120H41L40 118L38 119ZM160 120V119H159ZM164 120V119H163ZM182 120V119H181ZM202 120H204V118L202 119ZM10 122L11 121H13V120H9ZM70 121V120H69ZM96 121V120H95ZM135 121H138V124H136V126H138V129H137V133H134L133 131H132V127H133V123L135 122ZM171 121V119H169V118H167V119H165L164 121H162L163 122V126L164 125H166L165 126V128L167 127V126H169L170 125V122ZM49 122V121H48ZM99 122V121H98ZM103 122V121H102ZM158 122V121H157ZM161 122V123H162ZM177 122H178V120H177ZM181 122V121H180ZM185 122H186V119H185ZM6 123V122H5ZM9 123V122H8ZM66 123V122H65ZM97 123V122H96ZM159 123V122H158ZM160 123V124H161ZM184 123V122H183ZM4 124V123H3ZM16 124V123H15ZM46 124V123H45ZM72 124V123H71ZM152 124V123H151ZM5 125V124H4ZM9 125V124H8ZM7 125V126H8ZM94 125V124H93ZM97 125H99V124H97ZM173 125V124H172ZM175 125V124H174ZM177 125V124H176ZM184 125H185V123H184ZM183 125V126H184ZM187 125V124H186ZM187 125V126H188ZM3 126V125H2ZM58 126V125H57ZM100 126V125H99ZM135 126V127H136ZM161 126V125H160ZM162 126V127H163ZM179 126H181L180 124H179ZM182 126V127H183ZM5 127V126H4ZM83 127V126H82ZM94 127V126H93ZM156 127H157V125H156ZM162 127L160 128V129H162ZM171 127V126H170ZM2 128V127H1ZM8 128H9V126H8ZM12 128V127H11ZM19 128V127H18ZM17 128V129H18ZM50 128V127H49ZM48 128V129H49ZM89 128V127H88ZM159 127H157V129H158ZM165 128L164 129H162V131L163 130H165ZM172 128H174V126L172 127ZM51 129V128H50ZM82 129V128H81ZM92 129V128H91ZM94 129H95V127H94ZM155 129V128H154ZM156 129V130H157ZM170 129V128H169ZM174 129H176V128H174ZM187 129V128H186ZM12 130V129H11ZM62 130H63V128H62ZM61 130V131H62ZM75 130V129H74ZM151 130V129H150ZM171 130V129H170ZM170 130H169V132H170ZM3 130H1L0 132H2ZM6 131H8V130H6ZM92 131V130H91ZM154 131V130H153ZM160 131V130H159ZM166 131V130H165ZM164 131V132H165ZM212 131H214V130H212ZM216 131V130H215ZM11 132V131H10ZM9 132V133H10ZM80 132H82L81 130H80ZM158 132V131H157ZM161 132V131H160ZM160 132H159V134L158 133H156V134H158V137H159V135H160ZM175 132V131H174ZM195 132V131H194ZM87 133H88V131H87ZM92 133H93V131H92ZM91 133V134H92ZM96 133V132H95ZM106 133V132H105ZM151 133V132H150ZM163 133V132H162ZM161 133V135H163L164 136V134H162ZM182 133V132H181ZM181 133H179V134H181ZM184 133V132H183ZM12 134V133H11ZM66 134H67V131H66ZM78 134V133H77ZM83 134H85V131L83 132ZM89 135H90V133H88ZM100 134V133H99ZM110 134V133H109ZM155 134V133H154ZM172 134V133H171ZM170 134V135H171ZM189 134V133H188ZM193 134V136L195 135L194 133H192ZM191 134V135H192ZM197 134V133H196ZM200 134V135H201ZM73 135V134H72ZM95 135V134H94ZM105 135V134H104ZM111 135V134H110ZM169 135V136H170ZM204 135V134H203ZM211 135V134H210ZM210 135H208V137L210 136ZM212 135H214V134H212ZM217 135H219V134H217ZM2 136V135H1ZM93 136V135H92ZM197 136V135H196ZM202 136V135H201ZM227 136V137H226ZM61 137V136H60ZM76 138H77V135L75 136ZM80 137V136H79ZM174 137V136H173ZM184 137V136H183ZM192 137V136H191ZM226 137V138H225ZM73 138V137H72ZM75 138V139H76ZM84 138H85V136H84ZM106 138H107V136H106ZM109 138H113V137H109ZM155 138V137H154ZM160 138V137H159ZM175 138V137H174ZM179 138V137H178ZM178 138H175V139H178ZM181 138V137H180ZM193 138V137H192ZM197 138V137H196ZM195 138V139H196ZM199 138V137H198ZM211 138V137H210ZM215 138H217V137H215ZM219 138V137H218ZM81 139V138H80ZM156 139V138H155ZM158 139V138H157ZM169 139V138H168ZM167 139V140H168ZM174 139V140H175ZM189 139H190V137H189ZM189 139H186V140H188L189 141ZM202 139H203V137H202ZM201 139V140H202ZM23 140V139H22ZM68 140V139H67ZM82 140V139H81ZM84 140V139H83ZM88 140V139H87ZM110 140V139H109ZM152 140V139H151ZM193 140V139H192ZM191 140V141H192ZM9 141V140H8ZM8 141H7V143H8ZM19 141V140H18ZM74 141V140H73ZM85 141V140H84ZM139 141V143H140V140H138ZM138 141H136V142H138ZM168 141H171V136H170V140H168ZM196 141H198L197 139H196ZM204 141V140H203ZM207 141H208V139H207ZM209 141H211V140H209ZM209 141H208V143H209ZM217 141V140H216ZM219 141V140H218ZM111 142V141H110ZM116 142V141H115ZM118 142V141H117ZM143 142V141H142ZM154 142V141H153ZM160 142H162V141H160ZM159 142V144H162V143H160ZM180 142H182L181 140H180ZM190 142V141H189ZM198 142H202V141H198ZM206 142V141H205ZM221 142H224V141H221ZM73 143V142H72ZM80 143V142H79ZM78 143V144H79ZM109 143V142H108ZM173 143H175V142H173ZM172 143V144H173ZM193 143V142H192ZM208 143H206L207 145H208ZM211 143V142H210ZM4 144V143H3ZM15 144V143H14ZM74 144V143H73ZM120 144H122L121 142H120ZM158 143H156V145H157ZM158 144V145H159ZM171 144V143H170ZM171 144V145H172ZM184 144V143H183ZM182 144V145H183ZM201 144V143H200ZM221 144V143H220ZM226 144H227V141H226ZM226 144H225V146H226ZM18 145V144H17ZM16 145V146H17ZM75 145V144H74ZM84 145V143L82 144V146ZM87 145V144H86ZM109 145V144H108ZM110 145H111V143H110ZM109 145V146H110ZM113 145V144H112ZM118 146L117 145V143L115 144L114 143V146ZM155 145V144H154ZM167 145V144H166ZM180 145H181V143H180ZM219 145V144H218ZM233 145H234V147H233ZM6 146H7V144H6ZM9 146V145H8ZM50 146V145H49ZM81 146V147H82ZM120 146V145H119ZM134 146V145H133ZM137 146H139L138 144H137ZM137 146H136V148H137ZM149 146V145H148ZM192 146V145H191ZM202 146H204L203 144H202ZM210 146H212V145H210ZM220 146L221 145H219V148H220ZM224 146V147H225ZM42 147V146H41ZM40 147V148H41ZM78 147V146H77ZM80 147V146H79ZM80 147V148H81ZM101 147V146H100ZM121 147H122V145H121ZM127 147V146H126ZM132 147V146H131ZM155 147V146H154ZM153 147V148H154ZM180 146H178L177 148H179ZM205 147V146H204ZM208 147V146H207ZM217 147V146H216ZM224 147H222V148H224ZM227 147V146H226ZM225 147V148H226ZM46 148V147H45ZM53 149H54V147H52ZM74 148V147H73ZM83 148V147H82ZM81 148V149H82ZM112 148V147H111ZM115 148V147H114ZM133 148V147H132ZM135 148V149H136ZM139 148V147H138ZM138 148H137V150H138ZM166 148V147H165ZM165 148H163V149H165ZM172 148V147H171ZM182 148V147H181ZM187 148V147H186ZM194 148V147H193ZM196 149H198L199 148V146H198V148H197V146L195 147ZM201 148V147H200ZM209 148V147H208ZM211 148V147H210ZM221 148V149H222ZM15 149V148H14ZM17 149V148H16ZM75 149H76V147H75ZM79 149V148H78ZM97 149H99V148H97ZM123 149V148H122ZM122 149H120L119 148V150H120V152H121V150ZM128 149V148H127ZM142 149V148H141ZM172 149H174V148H172ZM195 149V150H196ZM228 149V148H227ZM51 150V149H50ZM55 150V149H54ZM53 150V151H54ZM117 150V149H116ZM124 150V149H123ZM126 150V149H125ZM131 150V149H130ZM133 150V149H132ZM144 150V149H143ZM143 150H142V152H143ZM146 150V149H145ZM156 150V149H155ZM183 151H186V150H184V149H182ZM181 150V152H183ZM211 150H213V147H212V149ZM8 151H10V150H8ZM14 151V150H13ZM80 151V150H79ZM92 151V150H91ZM99 151V150H98ZM127 151V150H126ZM136 151V150H135ZM141 151V150H140ZM165 151V150H164ZM194 151V150H193ZM214 151H215V148H214ZM227 151V150H226ZM50 152V151H49ZM70 152H72V151H70ZM69 152V153H70ZM77 152H78V150H77ZM89 152V151H88ZM95 152V151H94ZM116 152H118V151H115V153ZM124 152V151H123ZM132 152V151H131ZM162 152H163V150H162ZM170 152H173V151H170ZM169 152V153H170ZM199 152H200V150H199ZM207 152V151H206ZM205 152V153H206ZM228 152H229V149H228ZM7 153V152H6ZM5 153V154H6ZM36 153V152H35ZM69 153H67V154H69ZM74 153H76V151H74ZM73 153V154H74ZM79 153V152H78ZM111 153H112V151H111ZM119 153V152H118ZM129 152H127V154H128ZM147 153V151L145 152V154ZM154 153V152H153ZM174 153V152H173ZM188 153V152H187ZM217 153V152H216ZM215 153V154H216ZM2 154V153H1ZM8 154V153H7ZM18 154V153H17ZM71 154V153H70ZM120 154V153H119ZM129 154H131V153H129ZM133 154V153H132ZM141 154V153H140ZM143 154V153H142ZM148 154V153H147ZM151 154V153H150ZM180 154V153H179ZM184 154V153H183ZM208 154V153H207ZM211 154V153H210ZM27 155V154H26ZM38 155V154H37ZM79 155V154H78ZM115 155V154H114ZM124 155H126V153H124ZM124 155H122V153H121V156H124ZM155 155V154H154ZM169 155V154H168ZM176 155H178V154H176ZM204 155V154H203ZM202 155V156H203ZM213 155V153L211 154V156ZM226 155L228 156V154H227V152H226ZM225 155V156H226ZM231 155V154H230ZM19 156V155H18ZM34 156H36V155H34ZM62 156V155H61ZM61 156H59V157H61ZM66 156H68V155H66ZM65 156V157H66ZM70 156V155H69ZM84 156V155H83ZM82 156V157H83ZM107 156H108V154H107ZM116 156H117V154H116ZM131 156V155H130ZM158 156V155H157ZM156 156V157H157ZM180 156H182V155H180ZM179 156V157H180ZM186 156V155H185ZM210 156V157H211ZM216 156V155H215ZM221 156V155H220ZM38 157V156H37ZM50 157V156H49ZM80 157V156H79ZM96 157V156H95ZM110 157V156H109ZM137 157V156H136ZM143 157H144V155H143ZM146 157V156H145ZM152 157V156H151ZM155 157V156H154ZM156 157H155V159H156ZM160 157H161V152H160ZM173 157H176V156H174L173 155ZM205 157V156H204ZM207 157V156H206ZM1 158V157H0ZM50 158H52V155H51V157ZM58 158V157H57ZM78 158V157H77ZM81 158V157H80ZM138 158V157H137ZM148 158V157H147ZM162 158V157H161ZM161 158H160V160H161ZM191 158V157H190ZM193 158V157H192ZM203 158V157H202ZM222 158V157H221ZM229 158V156L227 157V159ZM234 157L231 155V157H230V159H233ZM15 159H17L16 157H15ZM14 159V160H15ZM94 159V157L91 155V156H89V158L88 159H85V160H82L81 161V167H82V171L83 172H85V170H87V167H88V165H89V162H90V160L92 161ZM125 159V158H124ZM123 159V160H124ZM127 159H129V158H127ZM126 159V160H127ZM132 159V158H131ZM158 159H159V157H158ZM158 159H157V161H158ZM169 159H171V158H169ZM173 159H175V158H173ZM243 159V158H242ZM27 160H29V159H27ZM36 160V159H35ZM95 160V159H94ZM147 160V159H146ZM165 160V159H164ZM167 160V159H166ZM176 160H178V158L177 159H175L174 161H176ZM180 160H181V158H180ZM184 160H185V158H184ZM203 160V159H202ZM215 160V159H214ZM220 160V159H219ZM248 162H249V160L248 159H246ZM19 161H20V159H19ZM26 161V160H25ZM48 161V160H47ZM62 161V160H61ZM65 161V160H64ZM105 161H107L106 160V156H105ZM113 161H115V160H113ZM143 161H144V158H143ZM182 161H183V159H182ZM216 161H218V159L216 158ZM226 161V160H225ZM229 161H231V160H229ZM240 161V160H239ZM243 161H244V159H243ZM17 162V161H16ZM36 162V161H35ZM34 162V163H35ZM38 162V161H37ZM36 162V163H37ZM67 162H69V161H67ZM71 162V161H70ZM111 162V161H110ZM117 162V161H116ZM139 162V161H138ZM142 162V161H141ZM152 162V161H151ZM161 162H163V159H162V161ZM178 162V161H177ZM186 162H188V161H186ZM204 162V161H203ZM210 162H212V161H210ZM215 162V161H214ZM245 162V161H244ZM243 162V163H244ZM247 162V163H248ZM9 163V162H8ZM21 163V162H20ZM38 163H40V162H38ZM43 163V162H42ZM61 163V162H60ZM77 163V162H76ZM107 163H109V162H107ZM119 163V162H118ZM121 163V162H120ZM125 163H127V162H125ZM131 163V162H130ZM134 163V162H133ZM174 163V162H173ZM173 163H171V165H174ZM183 163V162H182ZM216 163V162H215ZM224 163H226V164H228L227 162H224ZM246 163V162H245ZM249 163V164H250ZM3 164V163H2ZM110 164V163H109ZM142 164V163H141ZM140 164V165H141ZM161 164H163V163H161ZM169 164V163H168ZM175 164H176V162H175ZM178 164H179V162H178ZM188 164V163H187ZM186 164V165H187ZM190 164V163H189ZM214 164V163H213ZM229 164H231V163H229ZM21 165V164H20ZM19 165V166H20ZM36 165V164H35ZM39 165V164H38ZM107 164H105V165H103V166H106ZM111 165V164H110ZM109 165V166H110ZM112 165H113V163H112ZM111 165V166H112ZM115 165V164H114ZM121 165V164H120ZM167 164H166V162H165V166H166ZM197 165V164H196ZM220 165H221V163H220ZM241 165H243V164H241ZM248 165V164H247ZM17 166H18V164H17ZM18 166V168H20ZM61 166V165H60ZM111 166L109 167V168H111ZM158 166V165H157ZM163 166V165H162ZM178 166V165H177ZM184 165H182V167H183ZM198 166V165H197ZM217 166V165H216ZM224 166V165H223ZM229 166H231V165H229ZM244 166H245V164H244ZM248 166H250V165H248ZM1 167H2V165H1ZM108 167V166H107ZM132 168H133V164H132V166H131ZM135 167H137V166H135ZM145 167V166H144ZM181 167V166H180ZM188 167V166H187ZM194 167V166H193ZM22 168V167H21ZM29 168V167H28ZM67 168V167H66ZM69 168V167H68ZM106 168V167H105ZM115 168V167H114ZM139 168V167H138ZM141 168V167H140ZM139 168V169H140ZM160 168V167H159ZM163 168V167H162ZM170 168V167H169ZM172 168V167H171ZM191 168V167H190ZM195 168V167H194ZM198 168V167H197ZM230 168V167H229ZM228 168V169H229ZM2 169V168H1ZM70 169V168H69ZM98 168H96L95 169V171L97 170ZM102 169V168H101ZM108 169V168H107ZM107 169H105V170H107ZM138 169V170H139ZM143 169V168H142ZM164 169V168H163ZM163 169H161V170H163ZM173 169V168H172ZM189 169V168H188ZM226 169V168H225ZM25 170V169H24ZM104 170V172H106ZM135 170V169H134ZM159 170V169H158ZM165 170V169H164ZM178 170V169H177ZM7 171H8V169H7ZM11 171V170H10ZM33 171V170H32ZM60 171V170H59ZM102 171V170H101ZM117 171V170H116ZM131 171V170H130ZM137 171V170H136ZM145 171V170H144ZM143 171V172H144ZM156 171V170H155ZM155 171H154V174H155ZM168 170L166 169V172H167ZM181 171H182V169H181ZM185 171V170H184ZM197 171V170H196ZM222 170H220V172H221ZM225 170L223 169V172H224ZM29 172V171H28ZM34 172V171H33ZM128 172V171H127ZM147 172V171H146ZM152 172V171H151ZM165 172V171H164ZM168 172H170V171H168ZM1 173V172H0ZM4 173V172H3ZM12 173V172H11ZM22 173V172H21ZM30 173V172H29ZM61 173V172H60ZM96 173H98V172H96ZM108 173H109V171H108ZM139 173V172H138ZM159 173V172H158ZM182 173V172H181ZM185 173V172H184ZM183 173V174H184ZM197 173V172H196ZM10 174V173H9ZM32 175H33V173H31ZM100 174H102V173H100ZM147 174V173H146ZM149 174V173H148ZM164 174H166V173H164ZM172 174V173H171ZM176 174V173H175ZM191 174V173H190ZM193 174V173H192ZM225 174V173H224ZM1 175H3V174H1ZM32 175H30V176H32ZM76 175H78L77 173H76ZM89 175V174H88ZM103 175V174H102ZM109 175V174H108ZM116 175V174H115ZM115 175H113V177L115 176ZM135 175V174H134ZM143 175H145V174H143ZM155 175H158V174H155ZM161 175L163 176V173L161 172ZM169 175H170V173H169ZM179 175V174H178ZM187 175V174H186ZM9 176V175H8ZM13 176H15V174L13 175ZM26 176V175H25ZM74 176V175H73ZM90 176H92L91 174L89 175V177ZM105 176V175H104ZM119 176V175H118ZM133 176V175H132ZM141 176V175H140ZM160 176V175H159ZM158 176V177H159ZM171 176V175H170ZM173 176V175H172ZM181 176H182V174H181ZM190 176V175H189ZM197 174H196V176H195V178H197ZM33 177V176H32ZM167 176H165L164 177V179L166 178ZM204 177V176H203ZM78 178L79 179H81L82 177L81 176H79L78 175ZM88 178V177H87ZM87 178H86V182L84 183L83 182V180H81L80 181V184L82 185L81 187H82V189H83V192L84 193H86L87 192V190L90 188V183L89 182H87ZM93 178V177H92ZM108 178V177H107ZM125 178V177H124ZM135 178V177H134ZM163 178V177H162ZM162 178H160L161 180H162ZM168 178H169V176H168ZM186 177L184 176V178H182L183 179V181H184V179H185ZM190 178V177H189ZM201 178V177H200ZM217 178V177H216ZM7 179H8V177H7ZM32 179V178H31ZM83 179V178H82ZM101 179V178H100ZM147 179V177L145 178V180ZM152 179H155V178H152ZM163 179V180H164ZM182 179L180 180V181H182ZM188 179V178H187ZM186 179V180H187ZM5 180V179H4ZM27 180V179H26ZM30 180V179H29ZM90 180V179H89ZM116 180V179H115ZM138 180V179H137ZM140 180V179H139ZM144 182H145V180L144 179H142ZM148 180V179H147ZM159 180V179H158ZM170 180V179H169ZM177 180V179H176ZM192 180H194L195 181V179H193L192 178ZM200 179H198V181H199ZM205 180V179H204ZM2 181H3V179H2ZM12 181V180H11ZM15 181V180H14ZM23 181V180H22ZM32 181V180H31ZM65 181V180H64ZM69 180L67 179V182H68ZM109 181V180H108ZM122 181H124V180H122ZM141 181V180H140ZM149 181V180H148ZM157 181V180H156ZM165 181V180H164ZM227 182H228V180H226ZM70 182H72V181H70ZM100 182V181H99ZM178 181H176V183H177ZM200 182H201V180H200ZM199 182V183H200ZM22 183V182H21ZM138 183H142V182H139L138 181ZM147 183V182H146ZM151 183H152V180H151ZM157 183V182H156ZM160 183H161V181H160ZM162 183H165V182H162ZM185 183V182H184ZM186 183H187V181H186ZM199 183H197V184H199ZM203 183V182H202ZM202 183H200V185H202ZM10 184V183H9ZM60 184V183H59ZM65 184V183H64ZM70 184V183H69ZM95 184V183H94ZM124 184V183H123ZM130 184V183H129ZM134 184V183H133ZM136 184V187H137V183H135ZM150 184V183H149ZM175 184V183H174ZM194 184V183H193ZM205 184V183H204ZM23 185V184H22ZM111 185V184H110ZM115 185L117 186V184L115 183ZM121 185V184H120ZM148 185V184H147ZM160 185V184H159ZM158 185V186H159ZM167 185V184H166ZM180 185H181V183H180ZM183 185V184H182ZM189 185V184H188ZM206 185V184H205ZM208 185V184H207ZM8 186H10V185H8ZM11 186H13V185H11ZM25 186H27V185H25ZM157 186V187H158ZM162 186V185H161ZM164 186V185H163ZM173 186V185H172ZM171 186V189L173 188H175V189H177V188H180V187H172ZM183 186H185V185H183ZM190 186H191V183H190ZM193 186V185H192ZM197 186V190H198V186L199 185H196ZM204 186V185H203ZM5 187V186H4ZM18 187V186H17ZM109 187V186H108ZM121 187V186H120ZM150 187H152V185H150ZM156 187V188H157ZM8 188H10V187H8ZM13 188H15V186L13 187ZM13 188H11V189H13ZM23 188H24V186H23ZM63 188V187H62ZM79 188V187H78ZM96 188V187H95ZM129 188V187H128ZM139 188V187H138ZM161 188V187H160ZM164 188H166V187H164ZM183 188V187H182ZM190 188V187H189ZM203 188V187H202ZM209 188H211V186H209ZM58 189V188H57ZM64 189V188H63ZM67 189V188H66ZM72 189V188H71ZM103 189V188H102ZM104 189H106V187L104 188ZM143 189H144V187H143ZM142 189V190H143ZM152 189V188H151ZM154 189H155V187H154ZM159 189V188H158ZM172 189V190H173ZM207 189V188H206ZM217 189V188H216ZM26 190V189H25ZM59 190H61V189H59ZM74 190V189H73ZM137 190V189H136ZM141 190V189H140ZM161 190V189H160ZM172 190H171V193H172ZM188 190V189H187ZM187 190H185V191H187ZM202 190H204V189H202ZM201 190V191H202ZM212 190V189H211ZM1 191V190H0ZM16 191H17V189H16ZM15 191V192H16ZM27 191V190H26ZM108 191V190H107ZM110 191V190H109ZM139 191V190H138ZM137 191V192H138ZM144 191V190H143ZM149 192H150V190H148ZM155 191H157V190H155ZM168 191H170V190H168ZM184 191V192H185ZM199 191V190H198ZM210 191V190H209ZM209 191H207V192H209ZM3 192V191H2ZM14 192V191H13ZM14 192V193H15ZM79 192V191H78ZM82 192V193H83ZM99 192V191H98ZM152 192V191H151ZM150 192V193H151ZM163 192V191H162ZM175 192H177V194H178V190H176ZM194 192V191H193ZM213 192H214V190H213ZM22 193V192H21ZM21 193H18V194H21ZM101 193H102V191H101ZM104 193V192H103ZM110 193V192H109ZM127 193V192H126ZM143 193H145V192H143ZM142 193V194H143ZM149 193V194H150ZM159 193H161V191L159 192ZM165 193H167V192H165ZM170 192H168V194H169ZM180 193V192H179ZM183 193V192H182ZM200 193V192H199ZM206 193V192H205ZM7 194H8V192H7ZM6 194V195H7ZM17 194V195H18ZM23 194L25 195V192H23ZM104 194H106V193H104ZM115 194V193H114ZM120 194V193H119ZM154 194L155 193H153V195L151 194L150 196H154ZM173 194V193H172ZM192 194V193H191ZM196 194H198V192H196ZM204 194V193H203ZM208 194V193H207ZM74 195V194H73ZM101 195H103V194H101ZM112 195V194H111ZM110 195V196H111ZM116 195V194H115ZM115 195H113V197H115ZM117 195H118V193H117ZM134 195V194H133ZM136 195V194H135ZM139 195V194H138ZM141 195V194H140ZM139 195V196H140ZM143 195H145V194H143ZM142 195V196H143ZM180 196H182L181 194H179ZM195 195V194H194ZM212 195H214V194H212ZM61 196V195H60ZM99 196V195H98ZM105 196V195H104ZM109 196V197H110ZM119 196V195H118ZM146 196V195H145ZM156 196V195H155ZM157 196H158V194H157ZM168 198H170L168 195H166ZM170 196H171V194H170ZM173 196H175V194H173L172 196H171V198L173 197ZM2 197V196H1ZM102 197V196H101ZM100 197V198H101ZM112 197V196H111ZM131 197V196H130ZM133 197V196H132ZM136 197V196H135ZM184 197V196H183ZM196 197V196H195ZM209 197H211V195L209 196ZM4 198V197H3ZM6 198H7V196H6ZM13 198V197H12ZM146 198V197H145ZM148 198V197H147ZM165 198V197H164ZM175 198V197H174ZM176 198H177V196H176ZM180 198V197H179ZM178 198V199H179ZM199 198V197H198ZM217 198H219V197H217ZM221 198V197H220ZM5 199V198H4ZM57 199V198H56ZM68 199V198H67ZM81 199V198H80ZM99 199V198H98ZM102 199V198H101ZM104 199H105V197H104ZM103 199V200H104ZM112 199V198H111ZM132 199V198H131ZM137 199V198H136ZM156 199V198H155ZM162 199V198H161ZM186 198H184V200H185ZM256 199V200H255ZM263 199V198H262ZM79 200V199H78ZM113 200H114V198H113ZM175 200V199H174ZM177 200V199H176ZM183 200V201H184ZM214 200V199H213ZM212 200V201H213ZM11 201V200H10ZM16 201V200H15ZM99 201V200H98ZM97 201V202H98ZM129 201V200H128ZM131 201V200H130ZM134 201V200H133ZM142 201V200H141ZM164 201V200H163ZM183 201H181V202H183ZM197 201V200H196ZM253 201H254V203H253ZM263 201V200H262ZM17 202V201H16ZM61 202V201H60ZM102 202V201H101ZM100 202V203H101ZM125 202H126V200H125ZM137 202H138V200H137ZM143 202V201H142ZM160 202H162V200L160 201ZM180 202V201H179ZM186 203H188L187 201H185ZM202 202H203V200H202ZM4 203V202H3ZM103 203V202H102ZM102 203H101V205H102ZM111 203V202H110ZM119 203V202H118ZM118 203H117V205H118ZM141 203V202H140ZM144 203L145 204H147V203H149V202H145V200H144ZM156 203V202H155ZM166 203V202H165ZM175 203V202H174ZM209 203V202H208ZM17 204H19V202L17 203ZM111 204H113V203H111ZM139 204V203H138ZM137 204V208H139V205ZM141 204H143V203H141ZM150 204V203H149ZM158 204V203H157ZM162 204H164V203H162ZM161 204V205H162ZM168 204V203H167ZM182 205H183V203H181ZM189 204V203H188ZM187 204V205H188ZM262 204H264V203H262ZM1 205H3L4 206V204H2L1 203ZM79 205V204H78ZM109 205V204H108ZM114 205H116V204H114ZM119 205H120V203H119ZM119 205H118V207H119ZM151 205V204H150ZM150 205H148V206H150ZM172 205H173V203H172ZM174 205H176V204H174ZM180 205V204H179ZM11 206H12V204H11ZM10 206V207H11ZM18 206V205H17ZM62 206V205H61ZM74 206V205H73ZM93 206H94V204H93ZM134 206H136V205H134ZM160 206V205H159ZM184 206H185V204H184ZM1 207V206H0ZM9 207V208H10ZM15 207V206H14ZM66 207V205H64V208ZM90 207V206H89ZM117 207V208H118ZM164 207V206H163ZM163 207H162V209H163ZM166 207H169L168 205L166 206ZM180 207H181V205H180ZM58 208V207H57ZM63 208V209H64ZM106 208V207H105ZM104 208V209H105ZM109 209H110V207H108ZM136 208V210H138ZM149 208V207H148ZM154 208V207H153ZM170 208V207H169ZM168 208V209H169ZM173 208V207H172ZM172 208H170V209H172ZM182 208V207H181ZM1 209H2V207H1ZM4 209V208H3ZM15 209H16V207H15ZM18 209V208H17ZM16 209V210H17ZM59 209V208H58ZM102 209V208H101ZM104 209H102V210H104ZM116 209V208H115ZM114 209V210H115ZM132 209H134V208H132ZM132 209H130L131 211H132ZM140 209H141V206H140ZM143 209V208H142ZM180 209V208H179ZM9 210V209H8ZM13 210V209H12ZM62 210V209H61ZM107 210V209H106ZM112 210H113V208H112ZM135 210V211H136ZM153 210V209H152ZM157 210V209H156ZM159 210V209H158ZM166 210V209H165ZM181 210V209H180ZM179 210V211H180ZM186 210V211H187ZM65 211V210H64ZM98 211V210H97ZM118 211V210H117ZM134 211V212H135ZM143 211H144V209H143ZM176 211V210H175ZM178 211V210H177ZM199 211H198V213L196 212V214H199ZM14 212V211H13ZM18 212V211H17ZM87 213H88V211H86ZM90 212V211H89ZM93 212V211H92ZM91 212V213H92ZM113 212V211H112ZM115 212V211H114ZM138 212V211H137ZM140 212H141V210H140ZM148 212H149V210H148ZM154 212V211H153ZM158 212V211H157ZM161 212V211H160ZM167 212V211H166ZM1 213V212H0ZM16 213V212H15ZM19 213V212H18ZM55 213L60 217V214H61V212H59L58 210H56L55 209ZM100 213H102V211L100 212ZM111 213V212H110ZM110 213H108V214H110ZM118 213V212H117ZM117 213L115 214V217H117L116 215H117ZM142 213V212H141ZM155 213V212H154ZM153 213V214H154ZM181 213V212H180ZM190 213H192V212H190ZM194 213V212H193ZM6 214V213H5ZM99 214V213H98ZM107 214V213H106ZM107 214V215H108ZM113 214V213H112ZM143 214V213H142ZM187 214V213H186ZM1 215H3V214H1ZM1 215H0V217H1ZM87 215V214H86ZM111 215V214H110ZM127 215H129V214H127ZM131 215V214H130ZM129 215V216H130ZM171 215V214H170ZM184 215V214H183ZM182 215V216H183ZM4 217H5V215H3ZM99 216V215H98ZM134 216H136V215H134ZM141 216V215H140ZM144 216V215H143ZM151 216V215H150ZM161 216V215H160ZM190 216V218H192L191 217V215H189ZM194 216V215H193ZM16 217V216H15ZM14 217V218H15ZM95 217V216H94ZM100 217H102L101 215H100ZM109 217V216H108ZM114 217V216H113ZM131 217H133V215L131 216ZM154 217V216H153ZM158 217V216H157ZM156 217V218H157ZM173 217H175V216H173ZM188 217V216H187ZM195 217V216H194ZM200 217V216H199ZM77 218V217H76ZM98 217H96V219H97ZM102 218H104V217H102ZM102 218H101V220L100 221H102ZM112 218V217H111ZM1 219H2V217H1ZM0 219V220H1ZM91 219V218H90ZM105 219V218H104ZM108 219V218H107ZM114 219V218H113ZM112 219V220H113ZM117 219V218H116ZM129 219H130V217H129ZM131 219H134V218H131ZM164 219V218H163ZM168 219V218H167ZM171 219V218H170ZM181 219V218H180ZM186 219H188V218H186ZM197 219V218H196ZM199 219V218H198ZM201 219V218H200ZM17 220V219H16ZM15 220V221H16ZM19 220V219H18ZM135 220V219H134ZM133 220V221H134ZM156 220V219H155ZM194 221H196L195 219H193ZM1 221H3V220H1ZM71 221V220H70ZM81 221V220H80ZM115 221V220H114ZM168 221V220H167ZM173 221V220H172ZM178 221V220H177ZM180 221H182V220H180ZM200 221V220H199ZM69 222V221H68ZM67 222V223H68ZM97 222V221H96ZM108 222V221H107ZM110 222V221H109ZM119 222V221H118ZM165 222V221H164ZM170 222V221H169ZM174 222V221H173ZM183 222H184V220H183ZM186 222V221H185ZM198 222V221H197ZM205 222V223H206ZM7 223V222H6ZM13 223V222H12ZM19 223V222H18ZM32 223V222H31ZM31 223H29V224H31ZM39 223V222H38ZM69 223H71V222H69ZM74 223H76V222H74ZM112 223H114V222H112ZM116 223V222H115ZM167 223V222H166ZM181 223V222H180ZM9 224V223H8ZM17 224V223H16ZM27 224H28V222H27ZM35 224V223H34ZM39 224H42V223H39ZM60 224V223H59ZM101 224H103V222L101 223ZM140 224H141V221H140ZM144 224V223H143ZM153 224V223H152ZM160 224H162V222L160 223ZM182 224V223H181ZM189 224H190V222H189ZM195 224H196V222H195ZM194 224V225H195ZM200 223H198V225H199ZM24 225V224H23ZM26 225V224H25ZM43 225V224H42ZM66 225V224H65ZM64 225V226H65ZM68 225V224H67ZM70 225V224H69ZM68 225V226H69ZM142 225V224H141ZM157 225H159V224H157ZM187 225V224H186ZM190 225H193V223L192 224H190ZM209 225V224H208ZM216 225V224H215ZM1 226V225H0ZM22 226V225H21ZM29 226H31V225H29ZM28 226V227H29ZM33 226H35V225H33ZM37 226V225H36ZM40 226V225H39ZM39 226H38V229H39ZM44 226V225H43ZM42 226V227H43ZM67 226V227H68ZM89 226V225H88ZM108 227L110 226V225H107ZM106 225H104V227H107ZM113 226V225H112ZM115 226H118V224L116 225L115 224ZM115 226H114V228H115ZM139 226V225H138ZM144 226V225H143ZM171 226V225H170ZM204 226V225H203ZM218 226V225H217ZM9 227H10V225H9ZM25 227V226H24ZM28 227H26V228H28ZM59 227V226H58ZM57 227V228H58ZM97 227H98V225H97ZM96 227V228H97ZM148 227V226H147ZM161 227H164V226H161ZM168 227V226H167ZM183 227V226H182ZM190 227V226H189ZM196 227H198V226H196ZM209 227V226H208ZM221 227V226H220ZM11 228V227H10ZM30 228V227H29ZM37 228V227H36ZM82 228V227H81ZM80 228V229H81ZM99 228H100V226H99ZM103 228V227H102ZM142 228V227H141ZM150 228V227H149ZM154 228V227H153ZM172 228V227H171ZM184 228V227H183ZM264 228V227H263ZM2 229V228H1ZM0 229V230H1ZM79 229V228H78ZM87 229V228H86ZM101 229V228H100ZM105 229H107V228H105ZM110 229V228H109ZM108 229V230H109ZM117 229V228H116ZM121 229V228H120ZM151 229V228H150ZM158 229H160V227H158ZM175 229V228H174ZM219 229V228H218ZM260 229V228H259ZM3 230H5V229H3ZM2 230V232H4ZM72 230H73V228H72ZM85 230V229H84ZM93 230H94V228H93ZM98 230V229H97ZM111 230H113L112 228H111ZM118 230V229H117ZM126 230V229H125ZM135 230V229H134ZM145 230V229H144ZM147 230V229H146ZM177 230V229H176ZM176 230H174V232L176 231ZM7 231H8V229H7ZM36 231V230H35ZM40 231H42V230H40ZM47 232H48V230H46ZM70 231H71V229H70ZM91 231V230H90ZM110 231V230H109ZM108 231V232H109ZM114 231H116V230H114ZM119 231V230H118ZM121 231H122V229H121ZM120 231V232H121ZM142 231V230H141ZM140 231V232H141ZM170 231V230H169ZM171 231H173V229L171 230ZM170 231V232H171ZM185 231V230H184ZM192 231H194V230H192ZM191 231V232H192ZM202 231V230H201ZM208 231V230H207ZM211 231V230H210ZM260 231H262V229L260 230ZM6 232V231H5ZM27 232V231H26ZM32 232V231H31ZM44 232H45V230H44ZM49 232H51V230L49 231ZM76 232V231H75ZM82 232V231H81ZM95 232V231H94ZM103 232V231H102ZM101 232V230H100V234L102 233ZM108 232H107V237H108ZM117 232V231H116ZM136 232V231H135ZM156 233L158 232V231H155ZM177 232V231H176ZM191 232H187L185 235H183L184 237V239L182 238V237H179V239H175L174 238V240H172L170 243L168 242V245H166L164 248H166V247H170V249H171V253H172V256L170 257L169 255H167L168 257H162L159 261H155L157 264H160L161 262H164L165 264H175V263H181V264H194L193 262L194 261H192V259L190 258V256H189V254H188V250L189 249H191V248H193V247H195L196 246V244L198 243V242H196L194 239H193V233H191ZM209 232V231H208ZM225 232V231H224ZM226 232V233H227ZM262 232H264V231H262ZM8 233V232H7ZM6 233V234H7ZM20 233V232H19ZM39 233V232H38ZM56 233H57V231H56ZM74 233V232H73ZM78 233H79V230H78ZM91 233V232H90ZM105 233V232H104ZM112 233H114V232H112ZM225 233V234H226ZM251 233H249V235L251 234ZM22 234H26L25 233V229H24V233H23V229H22ZM31 234V233H30ZM37 234V233H36ZM51 234V233H50ZM106 234V233H105ZM111 234V233H110ZM121 234H123V232H121ZM120 234V235H121ZM125 234V233H124ZM140 234V233H139ZM142 234V233H141ZM144 234H146V233H144ZM178 234V233H177ZM180 234V233H179ZM178 234V235H179ZM182 234H183V230H182ZM224 234V235H225ZM252 234L250 235V236H252ZM258 234V233H257ZM28 235V234H27ZM38 235V234H37ZM45 235H46V233H45ZM48 235V234H47ZM52 235V234H51ZM57 235V234H56ZM90 235V234H89ZM93 235V234H92ZM97 235H99V234H97ZM129 235V234H128ZM151 235V234H150ZM159 235V234H158ZM161 235V234H160ZM212 235V234H211ZM249 235H247L246 236V240H247V238H248V236ZM32 236V235H31ZM34 236V235H33ZM53 236V235H52ZM66 236V235H65ZM80 236V235H79ZM91 236V235H90ZM95 236V235H94ZM93 236V237H94ZM103 236V235H102ZM105 236V235H104ZM103 236V237H104ZM105 236V237H106ZM115 237H118V236H116V234L114 235ZM134 237L136 236V235H133ZM132 236V237H133ZM140 236V235H139ZM144 236V235H143ZM161 236H163V234L161 235ZM169 236V235H168ZM174 236L176 237V235L174 234ZM174 236H172V237H174ZM182 236V235H181ZM226 236V235H225ZM230 236V235H229ZM232 236L234 237V235L232 234ZM254 236V235H253ZM257 236V235H256ZM255 236V237H256ZM23 237L24 236H22V239H23ZM43 237V236H42ZM45 237V236H44ZM62 237V236H61ZM64 237V236H63ZM67 237V236H66ZM73 237V236H72ZM75 237H77V236H75ZM82 237H83V234H82ZM81 237V238H82ZM103 237H102V241L104 242V240H103ZM111 237V236H110ZM150 237V236H149ZM156 237V236H155ZM241 237H243V236H240L239 237V240L241 239ZM258 237H260V235L258 236ZM263 237V236H262ZM261 237V238H262ZM20 238V237H19ZM36 238V237H35ZM53 238H55L54 236H53ZM70 238V237H69ZM81 238H80V240H81ZM84 238V237H83ZM89 238V237H88ZM100 238V237H99ZM120 238V237H119ZM124 238H125V236H124ZM140 238V237H139ZM153 237L151 236V239H152ZM225 238V237H224ZM227 238V237H226ZM251 238V237H250ZM257 238V237H256ZM255 238V239H256ZM17 239V238H16ZM28 239H30V238H28ZM41 239V238H40ZM44 239V238H43ZM49 239V238H48ZM48 239H46V240H48ZM62 239V238H61ZM64 239L66 240V238L64 237ZM73 239H74V237H73ZM77 239H78V237H77ZM108 239V238H107ZM110 239V238H109ZM113 239H115L116 240V238H113ZM133 239V238H132ZM136 239V238H135ZM215 239V238H214ZM221 239H223V237L221 238ZM231 239V238H230ZM245 239V238H244ZM243 239V240H244ZM252 240H253V238H251ZM255 239H254V241H255ZM42 240V239H41ZM58 240V239H57ZM56 240V241H57ZM59 240H60V238H59ZM64 240V241H65ZM68 240V239H67ZM69 240H71V238L69 239ZM84 240V239H83ZM82 240V241H83ZM111 240H112V238H111ZM111 240H109V241H111ZM121 240V239H120ZM122 240H124V239H122ZM139 240V239H138ZM140 240H141V238H140ZM146 240H147V238H146ZM162 240H164L163 238H162ZM166 240V239H165ZM216 240V239H215ZM232 240H233V238H232ZM251 240V241H252ZM259 240V239H258ZM262 240V239H261ZM17 241H18V239H17ZM21 241V240H20ZM31 241H32V239H31ZM31 241L29 242V243H31ZM44 241V240H43ZM50 241L52 242V240L50 239ZM50 241H47V242H50ZM61 241V240H60ZM88 241V240H87ZM86 241V242H87ZM89 241H91V239L89 238ZM107 241V240H106ZM108 241V243H110ZM119 241V240H118ZM125 241V240H124ZM130 241V239L129 240H127V242H129ZM137 241V239L134 241L133 240V242H134V244H136L135 242ZM151 241V240H150ZM167 241V240H166ZM166 241H164L165 243H166ZM211 241H213V240H211ZM211 241H210V243H211ZM217 241V240H216ZM237 241V240H236ZM252 241L253 242V244L254 245H256V242L257 241ZM260 241V240H259ZM25 242H27V241H25ZM24 242V243H25ZM63 242V241H62ZM68 242H70V241H68ZM77 241H75V243H76ZM96 242V241H95ZM94 242V243H95ZM120 242V241H119ZM147 242V241H146ZM221 242V241H220ZM220 242H218V243H220ZM223 242V241H222ZM225 242H226V240H225ZM230 241L228 240V243H229ZM241 242H242V240H241ZM244 242V241H243ZM19 243V242H18ZM41 243V242H40ZM61 243V242H60ZM74 243V242H73ZM92 243V242H91ZM100 243V242H99ZM107 243V242H106ZM138 243V242H137ZM147 243H149V242H147ZM200 243V242H199ZM207 243H209V241L207 242ZM206 243V244H207ZM217 243V244H218ZM232 243H233V241H232ZM20 244H21V242H20ZM52 243H50L49 245H51ZM62 244H64V243H62ZM77 244V243H76ZM82 244V243H81ZM124 244V243H123ZM160 244V243H159ZM184 244H186V246L184 245ZM235 244V243H234ZM237 244H238V241H237ZM244 244H245V242H244ZM243 244V245H244ZM248 243H246V245H247ZM250 244V243H249ZM259 244V243H258ZM45 245V244H44ZM59 245V244H58ZM87 245V244H86ZM96 245V244H95ZM133 245V244H132ZM140 245V244H139ZM139 245H137V247L139 246ZM144 245V244H143ZM182 245H184L185 246V249H184V247H182ZM213 245V244H212ZM236 245V244H235ZM239 245V244H238ZM252 245V244H251ZM250 245V246H251ZM263 245V244H262ZM20 246V245H19ZM29 246V245H28ZM26 247L27 249L29 248L30 249V247ZM53 246H54V244H53ZM57 246V245H56ZM67 246V245H66ZM65 246V247H66ZM76 246V245H75ZM82 246H83V244H82ZM92 246V244H90V247ZM110 246V245H109ZM108 245L106 246V247H109ZM126 246H128V244L126 245ZM135 246V245H134ZM156 246V245H155ZM159 246V245H158ZM162 246V245H161ZM161 246H159V251H160V247ZM163 246H164V244H163ZM207 246V245H206ZM206 246H205V248H206ZM219 246V245H218ZM249 246V245H248ZM248 246H246V247H248ZM259 246V245H258ZM41 247V246H40ZM60 247V246H59ZM63 247V246H62ZM64 247V248H65ZM94 247V246H93ZM106 247H103V249L105 248V249H107ZM119 247V246H118ZM121 247V246H120ZM125 246L123 245V248H124ZM131 247V246H130ZM142 247V246H141ZM208 247V246H207ZM209 247H210V244H209ZM212 247V246H211ZM233 247V246H232ZM246 247H245V252H246ZM254 248L256 247V246H253ZM44 249L46 248V247H43ZM49 248H51V247H49ZM54 248V247H53ZM58 248V247H57ZM72 248V247H71ZM87 248V247H86ZM116 248H117V246H116ZM129 248V247H128ZM136 248V247H135ZM134 248V249H135ZM162 248V247H161ZM26 249V250H27ZM36 249V248H35ZM56 249V248H55ZM96 249V248H95ZM97 249H98V247H97ZM110 249V248H109ZM122 249V248H121ZM151 249V248H150ZM201 249H203L204 250V247L202 248L201 247ZM220 249H221V247H220ZM235 250H236V248H234ZM248 249H250V247L248 248ZM256 249V248H255ZM257 249H258V247H257ZM43 250V249H42ZM50 250H52V249H50ZM57 250V249H56ZM62 250H64V249H62ZM76 250H77V248H76ZM78 250H80V248L78 249ZM77 250V251H78ZM87 250V249H86ZM89 251L90 250H92V247H91V249H88ZM100 250V249H99ZM114 250V249H113ZM118 250V249H117ZM120 250V249H119ZM127 250V249H126ZM143 250H145V249H143ZM147 250H149L148 248H147ZM152 250H153V248H152ZM154 250H155V248H154ZM223 250V249H222ZM47 251H48V247H47ZM55 251V250H54ZM59 252H60V250H58ZM73 251H75V249L73 250ZM76 251V252H77ZM97 251V250H96ZM116 251V250H115ZM124 251H125V248H124ZM123 251V252H124ZM150 251V250H149ZM158 251V252H159ZM194 251V250H193ZM197 251H199V249L197 250ZM206 251V250H205ZM225 251V250H224ZM228 251V253H229V250H227ZM238 251H240V249L238 250ZM250 251V250H249ZM256 251V250H255ZM19 252V251H18ZM37 252V251H36ZM43 252V251H42ZM63 252V251H62ZM71 252V251H70ZM80 252V251H79ZM79 252H77V253H79ZM98 252V251H97ZM106 252V251H105ZM108 252V251H107ZM111 252H112V250H111ZM147 252V251H146ZM195 252H196V249H195ZM204 252V251H203ZM202 252V253H203ZM250 252H252V251H250ZM259 252V254L262 252H260V251H258ZM28 253V252H27ZM32 253V252H31ZM120 253V252H119ZM134 253H135V251H134ZM139 253V252H138ZM142 253V252H141ZM170 253V252H169ZM42 254V253H41ZM57 254V253H56ZM56 254H55V257H56ZM58 254H60V253H58ZM57 254V255H58ZM68 254V253H67ZM80 254V253H79ZM92 254V253H91ZM99 254V253H98ZM98 254L96 255V256H98ZM101 254V253H100ZM112 255H113V252L111 253ZM118 254V253H117ZM126 254V253H125ZM131 254H133V252L131 253L130 252V254H128V255H131ZM152 254V253H151ZM154 254H155V252H154ZM156 254H157V252H156ZM190 254H191V251H190ZM196 254H198V253H196ZM204 254V253H203ZM212 254V253H211ZM213 254H214V252H213ZM212 254V255H213ZM222 254V253H221ZM221 254L220 255H218V256H221ZM223 254H225V252L223 253ZM230 254V253H229ZM242 256H244L243 254H245V253H243V252H241L240 253ZM255 254H256V252H255ZM258 254V253H257ZM44 255V254H43ZM47 255V254H46ZM45 255V256H46ZM50 256H51V254H49ZM65 255V254H64ZM69 255V254H68ZM76 255V254H75ZM86 255V254H85ZM87 255H89V254H87ZM86 255V256H87ZM103 255V254H102ZM107 255L108 254H106V258H107ZM166 255V254H165ZM193 255V254H192ZM192 255H191V257H192ZM208 255V254H207ZM206 254H205V256H206V259H208V256H207ZM226 255V254H225ZM231 255V254H230ZM236 254H234V256H235ZM239 255V254H238ZM238 255H236V256H238ZM251 255H252V253H251ZM39 256V255H38ZM70 256V255H69ZM82 256V255H81ZM92 256V255H91ZM105 256V255H104ZM110 256V255H109ZM114 256H115V254H114ZM125 256V255H124ZM134 256V255H133ZM139 256H141V255H139ZM139 256H136V257H139ZM147 256V255H146ZM151 255H149V257H150ZM194 256V255H193ZM218 256L216 255L215 257H217L218 258ZM229 256V255H228ZM248 256V255H247ZM249 256H250V254H249ZM44 257V256H43ZM53 257V256H52ZM54 257V258H55ZM60 257V256H59ZM112 257V256H111ZM129 257V256H128ZM143 258H144V255L142 256ZM148 257V258H149ZM152 257H154L153 255H152ZM199 257H201V254H200V256ZM225 257H227V256H225ZM233 257V256H232ZM245 257V256H244ZM253 257H254V255H253ZM257 257H261V256H257ZM34 258H36V257H34ZM42 258V257H41ZM51 258V257H50ZM65 258H67V257H65ZM71 258V257H70ZM72 258H74V256L72 257ZM75 258H77V257H75ZM82 258H84V257H82ZM88 258V257H87ZM90 258H92V257H90ZM90 258H89V260H90ZM105 258V257H104ZM105 258V259H106ZM132 258V257H131ZM130 258V259H131ZM141 258V257H140ZM146 258V257H145ZM144 258V259H145ZM157 258H158V256H157ZM205 258V257H204ZM228 258V257H227ZM231 258V257H230ZM31 259V258H30ZM36 259H38V258H36ZM61 259V258H60ZM64 259V258H63ZM81 259V258H80ZM79 259V260H80ZM85 259V258H84ZM100 259H101V257H100ZM103 259V258H102ZM102 259H101V261H102ZM104 259V260H105ZM108 259H110V258H108ZM115 259V258H114ZM120 259V258H119ZM133 259H134V257H133ZM199 259V258H198ZM219 259V258H218ZM232 259H235V257L234 258H232ZM255 259V258H254ZM259 259V258H258ZM42 260V259H41ZM49 260V259H48ZM69 260V259H68ZM86 260V259H85ZM88 260V259H87ZM97 259H95V261H96ZM111 260V259H110ZM116 260V259H115ZM136 260V259H135ZM150 260H154V259H150ZM149 260V261H150ZM155 260H157V259H155ZM213 260H215L214 259V257H213ZM212 260V261H213ZM229 260V259H228ZM236 260V259H235ZM243 260V259H242ZM242 260H240V261H242ZM249 260V259H248ZM261 260H263L262 258H261ZM50 261H51V259H50ZM57 261H60L59 260V258H58V260ZM107 261V263L106 262H104V264H108V260H106ZM120 261V260H119ZM118 261V262H119ZM125 261V260H124ZM143 261V260H142ZM202 261V260H201ZM216 261V260H215ZM215 261H213V262H215ZM244 261V260H243ZM252 261H253V258H252ZM256 261H257V259H256ZM65 262V261H64ZM68 262H72V261H68ZM80 262V261H79ZM103 262V261H102ZM102 262H101V264H102ZM111 262V261H110ZM109 262V263H110ZM197 262H198V260H197ZM223 262V261H222ZM231 262V261H230ZM238 262H239V260H238ZM248 262V261H247ZM250 262V261H249ZM248 262V263H249ZM255 262V261H254ZM262 262V261H261ZM58 263V262H57ZM83 263V262H82ZM87 263V262H86ZM88 263H89V261H88ZM112 263V262H111ZM117 263V262H116ZM116 263H114V264H116ZM127 263H130L131 264V262H127ZM126 263V264H127ZM134 263V262H133ZM142 263V262H141ZM140 263V264H141ZM147 263V262H146ZM154 263V262H153ZM199 263V262H198ZM227 263H229L228 261H227ZM234 263V262H233ZM236 263H237V261H236ZM241 263V262H240ZM239 263V264H240ZM258 263H260L259 262V260H258ZM263 263V262H262ZM62 264V263H61ZM71 264V263H70ZM90 264V263H89ZM95 264H98V263H96L95 262ZM149 264V263H148ZM196 264V263H195ZM208 264H210V263H208ZM214 264V263H213ZM221 264V263H220ZM224 264V263H223ZM242 264V263H241ZM247 264V263H246ZM261 264V263H260Z\"/></svg>",
	"mask_w": 264,
	"mask_h": 264
},
{
	"label": "snow or ice",
	"instance_id": "snow-or-ice-1",
	"mask_svg": "<svg viewBox=\"0 0 264 264\" xmlns=\"http://www.w3.org/2000/svg\"><path fill=\"white\" fill-rule=\"evenodd\" d=\"M6 8L7 4L4 5ZM43 7L45 5H38ZM54 7H62L60 4L53 5ZM76 5H69V7H75ZM81 21L79 16H72L69 19V31L70 35L73 28L78 26ZM133 25L128 26V30L133 29ZM59 50V49H57ZM51 59V57H49ZM137 59H139L137 57ZM128 57L126 55H121L119 65L117 67H110L106 71L111 72L113 75L117 73H122L128 71L127 68ZM143 69H138V72L143 73ZM42 104L37 102V108L39 110ZM33 112H27L24 114H19L17 117L18 123H24L27 119H30ZM65 127L68 132L71 133L73 125L71 122H66ZM90 142L87 145L88 150H94L96 147L102 146L106 143V140L101 139L96 136H90ZM44 141L48 144L56 145V155L49 159L48 163L42 165V167L36 171L33 175L32 182L30 183L26 194L21 196L20 204L18 207L19 220L20 223L16 224L10 231L3 237L6 242H11L18 233L21 231V225L25 222H42L48 229H55L61 221L55 213L56 197L53 195L57 190L59 177L60 164L59 160L56 158L61 154H66L72 150L73 144L71 142L65 143L63 139L59 138V132L56 125H53V131L44 137ZM69 141H71V136H69ZM23 147V145H22ZM40 145L34 146V150L39 148ZM15 175L19 176L20 173L17 172ZM20 255L23 256V251L21 250ZM0 264H44V261L38 259H8L6 261L0 262Z\"/></svg>",
	"mask_w": 264,
	"mask_h": 264
},
{
	"label": "clouds",
	"instance_id": "clouds-1",
	"mask_svg": "<svg viewBox=\"0 0 264 264\" xmlns=\"http://www.w3.org/2000/svg\"><path fill=\"white\" fill-rule=\"evenodd\" d=\"M9 46V33H8V28L6 23L5 24H0V51H4L5 49H7ZM10 259H23V256H16L15 254H13L12 258ZM2 262V261H0Z\"/></svg>",
	"mask_w": 264,
	"mask_h": 264
}]
</instances>
